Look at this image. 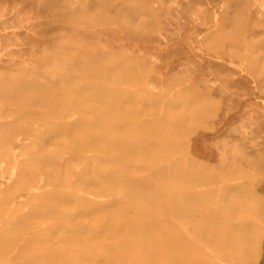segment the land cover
I'll use <instances>...</instances> for the list:
<instances>
[{
	"label": "rangeland",
	"instance_id": "rangeland-1",
	"mask_svg": "<svg viewBox=\"0 0 264 264\" xmlns=\"http://www.w3.org/2000/svg\"><path fill=\"white\" fill-rule=\"evenodd\" d=\"M95 1L94 0H0V17H1L0 36L3 34L0 37V45H1L0 46V57L4 56L0 59V93L3 90H8V89H12V91H14V93H12L11 95H8V97L4 96L2 101L0 102V121L11 122L9 123V127L14 128V131L12 130L13 133H11L9 136V139H10L9 143H5V142L0 143V182H4V184L2 185L4 188H2L1 183H0V205L3 206V207L0 206L1 208L0 209V214H1L0 215V228H1L0 229V242L2 240L3 243L6 244L4 245L5 247L3 248V250L1 251L4 255L0 252V259H1L0 264L1 263L3 264V262H5L4 264H31V263L33 264H40V263L41 264H52L54 260L55 261L57 260V261L54 262L53 264H57V262L59 261L63 262V263L61 262V264H66L68 262H69L68 264H82V263L83 264H106V263L107 264L109 263L111 264H121V263L122 264L123 263L124 264L126 263L134 264V262L135 264H143L144 261L146 264H150V263L151 264H157V263L172 264L173 262H174L173 264L180 263V262H181L180 264H219V262L220 264H226L225 262H227L228 264H251L253 261L255 262H253L252 264H264V233H263L264 232V150H263L264 149L263 148L264 147V101H262L264 100V95H263L264 94V78L261 80V78L264 77L263 76L264 75V68H263L264 67V64H263L264 56H262L264 54V32L262 31L264 30V25H263L264 13L262 10L264 8V0H251V4L249 0H239V1L232 0L233 2L231 0H208L209 2L207 0H185V1L184 0H125V1L124 0H95ZM235 1L236 3H234ZM172 3L176 6H173ZM222 4L224 6H222ZM257 4L260 5L258 6V9H257ZM246 6H249V8ZM252 6L254 9L252 8ZM261 6L263 8H261ZM164 11H167V12H164ZM259 11L262 12L260 13L261 15L258 13ZM224 13L226 16L224 15ZM241 13H243L244 16ZM170 14H172L174 17H177L179 19L180 18L184 20L189 19V20H192L191 23L194 22L192 25L190 23L191 26H189V24H185L186 36L189 34L193 38L192 37L191 39L187 38L185 42H183L182 44L183 47L173 46L174 43H176L177 41L176 35H173L170 38L169 42L173 43V45L171 44L169 47L163 46L157 38L158 27L160 26V22L164 20V17L166 18ZM214 14L215 15L218 14V16H214ZM251 14H253L254 16ZM186 15H188L189 18ZM212 15L214 18L212 17ZM222 15L224 16L221 19ZM235 15H237L238 18ZM204 17L206 19L208 18L207 19L208 21ZM256 17H257V20H256ZM233 18H236V19H233ZM239 18H243V20ZM244 18H247V20ZM214 19L215 21H213ZM205 20L207 21V23L203 22ZM258 20L260 23L258 22ZM10 21H11V24H10ZM216 21H218V23ZM221 21L223 23H221ZM6 24H9V26ZM16 24L17 26L19 25L20 28L19 26L15 27ZM218 24H220V26H218ZM222 26H223V29H222ZM253 26H256L255 31H254ZM259 26H261L262 30L261 28H259ZM9 27H12V29L13 28L14 29L12 30ZM200 28L201 30H199ZM203 28H206V29H203ZM244 28L248 29L249 32L250 31L252 32L249 33L248 30H245ZM251 28H253V30ZM114 29L116 30L114 31ZM83 31L84 32L86 31V32L84 33ZM88 31H90V33ZM221 32L222 34L226 32L225 35H223L224 38L221 37L222 36ZM228 32H229V35H228ZM230 32L232 34H230ZM14 34H16L17 36ZM70 35L73 38L72 37L70 38ZM212 36L213 38L220 39V41L218 39L217 40L214 39L215 40L214 41ZM66 37L68 38V45H67ZM209 37H211L210 40H209ZM72 39L73 40L76 39L77 40L76 43L77 42L80 43V44L77 43L80 47H82V44L84 43L82 49L79 46H77V44L75 45L72 44L73 43V41H71ZM64 40L66 41V43L64 42ZM258 40H260V43ZM213 42L216 44H214ZM244 42L246 43L244 44ZM203 43H205V45ZM209 43H210V46H209ZM261 43L263 45H260ZM246 44H249V45H246ZM60 45L61 47H59ZM250 45L251 47L254 48V50L253 48L250 47ZM211 47L212 49H210ZM233 47L235 48V50ZM60 48L62 49L63 53H60L62 52ZM229 48L230 50L233 48V50L231 51L235 55H231L232 53H230L231 51L229 50ZM184 49L186 51H184ZM222 50H224L226 54ZM251 50L254 52L252 53ZM85 51H87L88 54L90 53L88 56L90 55L92 56V54L96 55L97 53V56H98L97 59L102 60L101 62L103 66L102 65L101 67L99 66L100 68L96 67L94 68L95 70H92V71L89 66L85 67L83 65L82 58H80V53L82 52L85 53ZM238 51L240 52L238 53ZM248 51L250 52V54ZM228 52L230 53V55ZM242 52H245V53L248 52V53L245 54ZM152 53H155L156 56L154 57L151 56ZM67 54L68 56H73L75 58L74 60L75 64H81V67H78L79 70L78 68L76 69V71L74 70L75 72H72V69L69 70L70 67L68 66V61H67L68 56H66ZM224 54L226 56H224ZM202 56H203V62L201 63V65L195 62L194 63L188 62V63H185L183 66L177 65V62L181 59H187V58L197 59ZM5 60L7 61L6 64L4 63L6 62ZM129 60L130 61L134 60V63L131 66V68L116 70L115 68L112 67V66L115 67L114 64H117L118 66L120 64H123V62L129 61ZM204 64L205 65L209 64V65L208 67H206L207 65L205 66ZM248 64L250 66H247ZM138 65H140V67H138ZM251 66L254 68H252ZM258 68H260L261 70ZM110 69L111 70L113 69V70L111 71ZM202 69L203 70L206 69L207 71H209L210 73L209 76L212 75L211 77H214L217 75V77L221 79V81L224 79L226 81L221 82L220 80H217L218 83L216 81H214L213 83L212 80L209 79L210 81H208V79L201 77L199 78V81H197L193 85L192 88H189L190 86H192V85H189L188 87H186V90L180 93L178 89L179 85L177 83L179 82L178 81L179 78L181 79L182 76L183 77L185 75L188 76L190 73L196 72V71L197 73L195 75L197 74L200 75ZM228 69H230L231 72L228 71ZM254 69L255 70L258 69V70L255 71ZM70 73L71 75H69ZM124 73L127 75H125ZM131 73H138L139 76L133 79L131 78ZM227 74L229 76H227ZM110 77L112 80H110ZM228 77H231V78H228ZM17 79H20V81ZM28 79H30V81L33 83L31 86L27 85ZM256 79L257 81H255ZM94 80L95 81L97 80L96 81L97 83ZM16 81L19 82L18 83L19 85L16 84ZM106 81L109 83L107 84L108 87H106L107 86L105 83ZM236 82L238 84H236ZM73 83H75L74 86H73ZM182 83H185V82L182 81ZM102 84H104V86ZM23 85H26L27 87L25 88V86ZM42 85L43 86L45 85L43 89H46V91H44L40 87ZM114 86H115V89L117 90L121 89L123 91L133 92L135 93V96L129 99H124V98L122 99L119 96H116L114 93L110 92V88H113L112 90H115ZM234 86H235V89H233ZM30 88L34 90L31 91ZM188 88L191 91H189ZM246 88H247V94H246ZM27 89L28 90L30 89L29 91L31 92V94ZM86 89L87 91L91 89L90 90L91 94L89 93L90 96L92 95L91 99L90 97L89 99L86 98L85 94L88 95L87 93L89 92V91L85 92ZM256 89H258V91H256ZM80 90L81 91L84 90V91L81 92ZM100 90H102V92ZM140 90H143L144 92ZM145 90L147 91V93ZM25 91L27 94L25 93ZM105 91L107 95L103 93ZM94 92L95 93L97 92V93L95 94ZM4 93L5 92H3V94ZM35 93L37 94L41 93V99L40 97H38L40 95L37 96V94ZM79 93L83 95L79 96ZM44 94L46 95L45 97L42 98ZM244 94L246 95V97ZM33 95H35L34 96L35 98L33 97ZM36 98H38V100ZM44 98H47V99L44 100ZM64 98H67V99L70 98V99L67 100ZM80 98L83 99L82 103H81ZM63 99L65 101H63ZM126 100L129 102H127ZM192 100H194V103ZM31 101H34V104H31L33 103ZM99 101H101V103ZM39 102H40V105L38 104ZM167 103L168 105H166ZM207 103L210 105H208ZM238 103L239 105H237ZM42 105L43 106L46 105L47 108L45 107L46 108L45 109ZM130 105L133 107H131ZM36 106L38 107V110L42 112V114H40L41 112L39 113L38 110H35L37 109ZM25 107L29 109L27 110ZM127 107H129L130 109ZM60 108L62 110H60ZM93 108H95L96 110L95 109L93 110ZM135 108L139 110L137 111ZM141 108H142V112H141ZM41 109L44 111H42ZM103 109L108 110L111 114H109L108 116L102 115L101 111ZM122 109L124 110V113L125 114L127 113V114L125 117L123 118L121 117L120 118L121 121H120L119 114L123 112ZM25 110H27L28 113ZM33 110L36 111V115H35V111ZM55 110H59V113L57 114ZM68 110L70 114H68L69 113ZM85 110H88V111L86 112ZM47 111L49 113H45ZM113 112L114 114L112 115ZM160 112L162 113V115H160ZM32 113L34 115H32ZM37 114H39V116ZM158 114L159 116H155ZM228 115H230V117ZM116 116H117V119H116ZM70 117H73V118H70ZM103 119H106L109 122L110 121L112 122L109 123L108 121L106 122V120H103ZM67 120H69L70 123L69 122L66 123L67 127L63 128L61 123ZM81 122L83 123V125L81 124ZM223 122H224L223 126H220L219 124ZM103 125H105L106 127ZM240 126L242 129L240 128ZM85 128L91 129L92 132L93 131L95 132L92 134L91 130L87 131ZM234 129L235 131H232ZM63 130H64V133H63ZM245 130L246 131L249 130V131H247L246 133ZM102 131H104V133ZM42 132L43 134H41ZM78 132L79 134L82 133L80 135L81 137H79V135L76 134ZM99 132H100V136H98ZM227 132L228 134H226ZM232 132L236 134H233ZM97 133L98 135H94ZM35 134L36 136L37 134L38 135L41 134V136L43 137L37 139V137H35ZM104 134H106V136ZM110 134L113 136H111ZM183 136H185V138ZM95 137H96V140H94ZM119 137L120 138L125 137V140L127 141L126 145L131 147L129 151L124 150L123 146H117L116 144L110 142L109 140L104 141L105 138L116 139ZM79 138L82 140H79ZM97 138H99L98 140L100 141L102 140V143H100V141H98ZM148 138H150V141ZM254 143L256 144V146ZM139 144H141L140 145L141 147L139 146ZM257 144H260V145L257 146ZM3 146L6 147L5 150H3V148H5ZM102 147H103V150H102ZM108 147L111 149V151L114 150L115 152L112 151V153L113 152L114 153L111 154V151L110 149L108 150ZM118 147H119V150L117 149ZM72 150H75V151L72 152ZM77 151H80V152L76 153ZM106 151L108 153L110 151L109 153L110 155L107 154ZM94 152H96L95 153L96 155L94 154ZM146 152H148L149 154ZM151 152L153 153V155H151L152 154ZM155 152L157 156L155 155ZM72 153H75V155L76 154L78 155L80 153L78 156H80L81 154L82 155L80 157L78 156L76 157ZM158 153L161 156H159ZM73 155L75 158H73ZM116 155H119V158L118 156L116 157ZM64 156L70 157V158L68 157V160H70L68 161L69 163L68 166L53 168V165L51 164L53 157L54 159L57 160V157H64ZM109 156L110 158H108ZM134 156L137 158L135 159ZM72 158L74 159L75 163L80 161L78 163L79 167L75 166V163ZM98 159L100 160V162H103L102 165L99 163ZM102 159L103 160L105 159L106 163H108L109 165L104 163L105 160L103 161ZM139 159L141 160L139 161ZM94 160H95V163L93 162ZM148 161L154 162V163H151V164L147 163ZM160 162L162 165H160ZM95 164H96V167H95ZM98 165L102 167L99 169V171L100 170L102 171L103 168L105 170L106 169L105 166H107V168H110V170L106 169L105 172L107 173L104 174L105 176L103 175L102 176L99 175L100 177L96 176L99 173V171H96L98 169H95L97 167L99 168ZM150 165L153 167H151ZM115 167L117 169H115ZM92 168H94V170ZM113 168L117 172H115L114 170H111ZM246 170L248 172L250 171L249 173L256 172L258 173V176H255L256 174L254 173L255 175L254 174L249 175L251 176L252 179L249 176L246 177L245 174L246 173L248 174ZM93 171L97 173L93 174ZM112 171L114 172L113 175H112ZM118 173L120 174V176ZM114 175L116 177L117 176L120 177L119 178L120 181L117 182L116 180L118 179L114 180L115 179ZM113 176L114 178H112ZM244 176L246 177V179L249 178L250 180L249 181L246 179L243 180L245 178ZM35 177L37 178L36 179L37 182H32V179ZM72 177L74 179H72ZM219 177H221V179H219ZM131 178L133 179L131 180ZM237 178L243 180L242 181L243 183H241V181H239ZM218 179L220 180L222 186H220L221 184ZM77 180L79 184L77 183ZM237 180L239 181V183H241L239 185L242 186L243 189L238 190V191L236 190L237 192H235V189L233 188H232L233 191L231 189L227 190V188H230L229 184H231V182L238 183ZM69 181L71 183H69ZM113 181H116L117 183L116 182L113 183ZM68 183L70 185H68ZM74 183L77 184L78 187ZM62 184H63V187H62ZM80 185L84 186L85 189L89 188V190H84L82 186L79 187ZM211 185H215V186L210 187ZM248 185L250 187H248ZM40 186L45 187V188H50L52 189V192L48 195L45 194L44 196L43 194L44 192L42 191L41 193L37 192V196L36 195L30 196L31 192L39 191L38 188ZM73 187H75L74 192H71V190L73 191V189H71ZM130 187L133 191L130 189ZM139 187L142 189V191L140 190ZM79 188L81 190L80 192H79ZM145 188L147 190H145ZM248 188L252 192V195H251V192H249ZM60 189L63 191L61 192ZM137 189L141 191L142 193L139 192ZM150 189H152V191L155 190L154 195H156V197L152 195L153 193L152 191H150ZM38 194L40 195L38 196ZM123 194L125 197L122 196ZM160 194L161 196H159ZM170 194H172V196ZM225 194H227L226 197H225ZM94 195H97V196H94ZM113 195L118 196V197H114ZM216 195L218 197H216ZM88 196L90 198L89 200H88ZM109 196L110 198H108ZM137 196L139 197L136 198ZM95 197L97 199H94ZM212 197H214V199ZM106 198L109 200V202ZM115 198L118 199L116 200L117 202H114ZM125 198H127L128 200L125 201ZM145 198L146 199L149 198V199L146 200ZM170 198L171 200H169ZM234 198L239 199V200L241 199L240 201L243 203H241L239 200H235ZM245 198L246 200H244ZM243 200L247 202L248 204L245 203ZM134 201L137 203H134ZM144 201H146L147 203ZM182 201L184 202L183 205L179 203ZM75 202L76 204L74 205L73 203ZM79 202H80V205H79ZM196 202H199L200 204H202L201 205L202 210L200 211L201 213H204L205 210H210L211 214L209 216L203 215L204 216L203 217L201 213H197L196 210L194 211L192 207L193 205L192 203H196ZM238 202L241 203L242 205L241 204L239 205ZM42 203L43 204L46 203V206L45 204L43 205ZM109 203L110 204L113 203L114 205L115 204L116 205L113 206V205H110ZM167 203H169L170 205H168ZM39 204L40 206L42 205L43 209L42 207L39 206ZM135 204H138V205H135ZM50 205L53 208H47V207H51ZM90 206H93V207H90ZM118 206L120 210H118ZM136 206H138V208ZM9 207H11L12 209L11 208L9 209ZM96 207H99L97 208L98 211L96 210ZM103 207L105 209H103ZM107 207H108V211H107ZM70 208L72 209V211L74 210L73 212L71 211L72 213L70 212L71 210ZM130 208L131 210L132 209L133 210L130 211ZM32 209L35 212L34 214L36 216L31 214ZM48 209H50L51 211L54 210L55 212L53 211L54 213H52ZM56 209H58V211ZM81 210L82 211L86 210L87 212H84L83 214ZM102 210L104 212L103 214H101ZM112 210H116L117 214L114 213L115 211L113 212ZM118 211H120L119 214H122V215H119ZM224 211L232 212V215H231L232 219L237 220V216H238L240 221L238 222L237 220V222L239 224H235V223L232 224L230 222L231 220L228 223H225V215H224L225 212ZM16 212H19V213L17 214ZM80 213L83 215H81ZM216 213L218 215H216ZM240 213H244V215ZM68 214H69V218L67 216ZM111 214L113 215L116 214V216L118 215L119 217L113 216ZM41 215L44 218H42ZM162 215H164L165 217ZM167 215L170 217H168ZM10 216L12 217L14 216L13 221H10V219L12 218V217L10 218ZM94 216H96V219H94L95 218ZM40 217L44 219L45 222H43L44 220L41 221L42 219H40ZM195 217H197V219H195ZM28 218L31 220H29ZM36 218L40 219V221L38 219L36 220ZM54 218H56L57 220H55ZM120 218H124V220L126 221L122 222L120 221ZM240 218H242L243 220ZM61 219H64V220H61ZM222 219L223 221H221ZM93 220H96L99 226L97 225H96L97 227L94 226L97 223H95L96 221H93ZM29 221L32 223H30ZM38 221H39V225H38ZM15 222H19V223L17 224ZM82 222H84L85 224H83ZM195 222L196 224H194ZM29 223L31 224L30 226L28 225ZM41 223H43L44 226ZM60 223H63L65 227L63 226V224H60ZM65 223H68L70 227H68L69 225ZM91 223L93 224V229L94 227L95 229L97 228L96 231H93V233H91L92 226L91 227L89 226V225H92ZM107 223H109L110 225ZM198 223H202V224L199 225ZM19 224L20 225L23 224V226L21 227ZM24 224H25V227H24ZM8 225H10L11 227ZM52 225L53 227L55 225V228L51 227ZM240 225L242 227H240ZM244 225L246 227L247 226L249 227L251 225L250 230L249 228H246ZM3 226H6V228ZM7 226L9 227V229L7 228ZM49 226L51 230L48 233ZM202 226H204V228ZM252 226L254 227L252 228ZM41 227L43 228L45 227V228L43 229ZM200 227H201L202 232L199 230ZM243 227H245L247 230L242 231L243 232L242 233L240 230L245 229ZM63 228L64 229L67 228V229L64 230ZM86 228L87 230L89 229L88 230L89 232L86 230ZM182 228L186 230L183 231ZM27 229L29 232L27 231ZM57 229H60L61 231H63V233H61V231ZM68 229L71 232H69ZM1 230L3 232H1ZM25 230L27 232H25ZM101 230H103L102 231L103 233L101 232ZM206 230L209 231V233ZM45 232H47L48 235ZM73 232H75L76 234L74 235ZM104 232L111 236L107 235L106 237L105 236L106 234ZM187 232H189L190 235ZM200 232L203 234H201ZM244 232L249 233V234L246 235ZM6 233H8V235ZM90 233L92 235L96 233L95 234L96 236L95 235L91 236ZM114 233H116V235ZM186 233L188 235H186ZM99 234L100 235L105 234V235L102 236L101 238L100 236H98ZM216 234H218V236H216ZM233 234H235V236ZM26 235H29V236L24 237ZM34 235L35 237L39 239L38 240L36 239L35 241L34 240L35 237L33 238ZM54 235H55V238H53ZM89 235L91 236V238ZM113 235L116 236L119 243L118 241L117 243L115 242V244L113 243L114 241H116L113 239L114 238ZM183 235L187 237L183 238L184 237ZM250 235L252 238L250 237ZM40 236L42 239L40 238ZM60 236H61V239H60ZM248 236L251 239H254L256 241V244L255 243L253 244V247L255 248L253 249V251H252L253 247L250 246L252 242H248V241H251V239L246 238ZM92 237H96V240L98 238L105 239L106 242L104 240H99L98 242L100 243H97L95 241V238L93 239ZM104 237L106 238L109 237L110 242L108 243L107 241L109 240L108 239L106 240V238ZM110 237H112L113 241H111ZM23 238L25 239L23 240ZM89 238L91 240H89ZM165 238L167 240H165ZM56 239L57 241L60 239L59 240L60 242H64L62 245L67 246L69 250H67L66 247L65 249L62 248V245L60 247L59 246L60 242L59 244H57L58 242L55 243ZM72 239L75 241L73 242ZM80 239H83V242L84 240L87 239L85 241L86 243L85 242L83 243L82 240L79 241ZM21 240L23 241V243L21 242ZM51 240L52 242H49ZM225 240H227L228 243H224ZM254 240L252 241L255 242ZM65 241H68V242H65ZM87 241L88 243L90 241V244H88ZM91 241H93V243H91ZM183 241H186L187 243ZM95 242L98 245V248ZM101 242H105L106 244L101 243ZM131 242L133 243L134 248L137 246V244L134 242H137V243L139 242L138 245L139 244L141 245L142 243V245L141 246L139 245L140 248L136 247V250L134 248L129 249L127 245L125 244H132ZM193 242H194V245H193ZM201 242L203 244H201ZM18 243L19 245H17ZM44 243H46L45 244L46 248H45ZM47 243L48 245L50 243L51 246H47ZM65 243L67 244L70 243V245L72 244V247L68 246L69 244L67 245ZM149 243L151 245H149ZM31 244L32 246H30ZM104 244L106 246L108 245L107 248L114 246L115 247L114 251L118 253V255L120 256V259L117 256L116 252L114 253L110 252L109 249H107L105 246L104 247L101 246ZM121 244L123 246H120ZM190 244H192L193 246ZM40 245L42 247H40ZM85 245L88 247L86 248ZM197 245H200V246H197ZM215 245L217 246L214 248ZM89 246H91L92 248ZM203 246L205 247L204 249H203ZM26 247L28 249H25ZM29 247H32V249ZM69 247L71 248L74 247L73 251L75 249L76 250L74 251L75 253L72 252V250H70ZM101 247H103V252L101 250L102 249ZM123 247H126V248H123ZM141 247H142V250H140ZM209 247L211 248L210 250H209ZM144 248H146L145 249L146 253H145ZM245 248L249 250H246ZM15 249L16 251L18 249L17 251L18 253L15 251ZM137 249L139 250V252L137 251ZM4 250L6 251L3 252ZM28 250L30 252H28ZM132 250L133 251L135 250V251L133 252ZM231 250L234 252H232ZM243 250L244 252H242ZM105 251L107 252V254L105 253ZM99 252L102 255L101 254L98 255ZM230 252L233 254H231ZM253 252L255 254H253ZM40 253L42 254L40 255ZM73 253L78 255V259H77V256L74 255ZM80 253L81 254L83 253V255L88 258V260L86 259L87 262L84 261L86 257L84 258V256L81 255ZM103 253H105L106 255ZM129 253H131L132 256H130ZM35 254L36 256L34 257ZM51 254H53V256H51ZM122 254L123 255L125 254V257L123 256L124 258L122 257ZM108 255L110 257L111 256L113 257L112 260L114 262L111 260L112 257L110 258ZM157 255L159 256V258H157L158 257ZM196 255H198V257H196ZM39 256L42 257L44 260L46 259L45 262ZM54 256H56V258ZM92 256L94 258L96 256V258L94 259L92 258ZM155 256L156 258H154ZM62 257L67 258V259H63ZM138 257L139 258L142 257L141 258L142 260L139 259ZM165 257H168V258H165ZM254 257H256L255 258L256 260L254 259ZM89 258L90 259L92 258L94 260L92 259L90 260ZM102 258H105V260L106 259L108 260L110 259V260L109 261L106 260L107 261L106 262ZM258 258H260L259 261H258ZM80 259L81 260L83 259V260L81 261ZM114 259L118 262H116ZM161 259L164 260V262H162ZM226 259H228L229 261ZM89 260L91 261V263L90 262L88 263ZM96 260L98 263L96 262ZM49 261H52V262H49ZM93 261L95 263H93ZM102 261H105V262L103 263ZM138 261L142 263H138ZM149 261L150 263H148ZM155 261H157V263H155Z\"/></svg>",
	"mask_w": 264,
	"mask_h": 264
},
{
	"label": "bare ground",
	"instance_id": "bare-ground-1",
	"mask_svg": "<svg viewBox=\"0 0 264 264\" xmlns=\"http://www.w3.org/2000/svg\"><path fill=\"white\" fill-rule=\"evenodd\" d=\"M94 1H95V0H94ZM124 1H125V0H124ZM184 1H185V0H184ZM207 1H208V0H207ZM231 1H232V0H231ZM238 1H239V0H238ZM84 2H85V1H84ZM95 2H96V1H95ZM119 2H120V1H119ZM178 2H179V1H178ZM208 2H209V1H208ZM232 2H233V1H232ZM241 2H242V1H241ZM241 2H240V3H241ZM245 2H246V1H245ZM249 2H250V4H251V0H249ZM254 2H255V1H254ZM117 3H118V2H117ZM173 3H174V2H173ZM173 3H172V4H173ZM179 3H180V2H179ZM234 3H236V1H235ZM252 3H253V2H252ZM257 3H258V2H257ZM83 4H85V3H83ZM155 4H157V3H155ZM44 5H45V4H44ZM113 5H114V4H113ZM127 5H128V4H127ZM253 5H254V4H253ZM125 6H126V5H125ZM165 6H167V5H165ZM171 6H172V5H171ZM173 6H176V5L173 4ZM222 6H224V5L222 4ZM258 6H260V5L257 4V9H258ZM120 7H121V6H120ZM120 7H119V8H120ZM168 7H169V6H168ZM197 7H198V6H197ZM246 7L249 8V6H246ZM87 8H88V7H87ZM113 8H114V7H113ZM113 8H112V9H113ZM222 8H223V7H222ZM252 8H253V6H252ZM259 8H260V7H259ZM261 8H263V7L261 6ZM176 9H177V8H176ZM253 9H254V8H253ZM253 9H252V10H253ZM257 9H256V10H257ZM116 10H117V9H116ZM221 10H222V9H221ZM262 10H263V13H264V8H263ZM66 11H67V9H66ZM125 11H126V10H125ZM134 11H135V10H134ZM158 11H160V10H158ZM177 11H178V10H177ZM180 11H181V10H180ZM200 11H201V10H200ZM246 11H247V10H246ZM257 11H258V10H257ZM164 12H167V11H164ZM249 12H250V11H249ZM67 13H68V12H67ZM86 13H87V12H86ZM86 13H84V14H86ZM121 13H122V12H121ZM179 13H180V12H179ZM238 13H239V12H238ZM238 13H237V14H238ZM258 13L260 14V13H262V12L259 11ZM75 14H76V13H75ZM146 14H147V13H146ZM182 14H183V13H182ZM185 14H187V13H185ZM235 14H236V13H235ZM239 14H240V13H239ZM241 14L243 15V13H241ZM245 14H246V13H245ZM253 14H254V13H253ZM253 14H251V15H253ZM259 14H258V15H259ZM132 15H133V14H132ZM224 15H225V13H224ZM224 15H222L221 19L223 18ZM260 15H261V14H260ZM148 16H149V15H148ZM166 16H167V15H166ZM186 16L188 17V15H186ZM214 16H218V14H217V15L214 14ZM225 16H226V15H225ZM235 16H237V15H235ZM243 16H244V15H243ZM253 16H254V15H253ZM253 16H252V18H253ZM262 16H263V15H262ZM68 17H69V16H68ZM73 17H74V16H73ZM82 17H83V16H82ZM125 17H126V16H125ZM194 17H195V16H194ZM212 17H213V15H212ZM212 17H211V19H212ZM241 17H242V16H241ZM263 17H264V16H263ZM70 18H71V17H70ZM183 18H184V17H183ZM188 18H189V17H188ZM197 18H198V17H197ZM204 18H205V17H204ZM204 18H203V19H204ZM213 18H214V17H213ZM215 18H216V17H215ZM237 18H238V16H237ZM30 19H31V18H30ZM30 19H29V20H30ZM61 19H62V18H61ZM81 19H82V18H81ZM205 19H206V18H205ZM207 19H208V18H207ZM207 19H206V20H207ZM233 19H236V18H233ZM239 19H242V20H243V18H239ZM244 19L247 20V18H244ZM260 19H261V18H260ZM262 19H263V18H262ZM2 20H3V19H2ZM97 20H98V19H97ZM126 20H127V19H126ZM128 20H129V19H128ZM151 20H152V19H151ZM206 20L203 21V22L207 23L208 20H207V21H206ZM226 20H227V19H226ZM250 20H251V19H250ZM256 20H257V17H256ZM0 21H1V17H0ZM86 21H87V20H86ZM114 21H115V20H114ZM191 21H192V20H189V19H188V20H184V19H181V18L179 19V18H177V17H174L172 14H170V15H169L168 17H166V18L164 17V20H163L162 22L159 21V22H160V26L158 27V36H157L158 40L161 42V44H162L163 46H165V47H169L171 44L173 45V43H170V42H169V41H170V38H171L173 35H176V36H177V41H176V43H174L173 46H176V47H180V46H182L183 42H185V40H186L187 38L191 39V37H192V36H190L189 34H188L187 36H186V34H185V32H186V26H185V24H189V26H191V25L194 23V22L191 23ZM200 21H201V20H200ZM209 21H210V20H209ZM213 21H215V19H214ZM237 21H238V20H237ZM262 21H263V20H262ZM60 22H61V21H60ZM73 22H74V21H73ZM216 22L218 23V21H216ZM242 22H243V21H242ZM258 22H259V20H258ZM3 23H4V22H3ZM64 23H65V22H64ZM84 23H85V22H84ZM135 23H136V22H135ZM190 23H191V25H190ZM201 23H202V22H201ZM211 23H212V22H211ZM211 23H209V24H211ZM221 23H223V22L221 21ZM240 23H241V21H240ZM255 23H256V22H255ZM259 23H260V22H259ZM10 24H11V21H10ZM13 24H14V23H13ZM27 24H28V23H27ZM114 24H115V23H114ZM6 25L9 26V24H6ZM22 25H23V24H22ZM105 25H106V23H105ZM112 25H113V24H112ZM196 25H197V23H196ZM199 25H200V23H199ZM206 25H207V24H206ZM230 25H231V24H230ZM242 25H244V24H242ZM253 25H254V24H253ZM256 25H257V24H256ZM263 25H264V22H263ZM18 26H19V25H18ZM18 26H17V24H16L15 27H18ZM83 26H84V25H83ZM89 26H90V25H89ZM189 26H188V27H189ZM211 26H212V25H211ZM216 26H217V25H216ZM218 26H220V24H218ZM67 27H68V26H67ZM77 27H78V26H77ZM193 27H194V26H193ZM203 27H204V25H203ZM253 27H254V31H255V30H256V29H255L256 26H253ZM9 28L12 29V27H9ZM19 28H20V26H19ZM82 28H83V27H82ZM90 28H91V27H90ZM110 28H111V27H110ZM114 28H115V27H114ZM123 28H124V27H123ZM197 28H198V27H197ZM218 28H219V27H218ZM218 28H216V29H218ZM248 28H249V27H248ZM259 28H261V26H259ZM4 29H6V28H4ZM13 29H14V28H13ZM13 29H12V30H13ZM15 29H16V28H15ZM60 29H61V28H60ZM85 29H86V28H85ZM91 29H92V28H91ZM99 29H100V28H99ZM190 29H192V28H190ZM203 29H206V28H203ZM222 29H223V26H222ZM244 29H245V28H244ZM251 29L253 30V28H251ZM0 30H1V29H0ZM12 30H11V31H12ZM94 30H95V29H94ZM115 30H116V29H114V31H115ZM138 30H139V29H138ZM195 30H196V29H195ZM199 30H201V28H200ZM209 30H210V28H209ZM245 30H248V29H245ZM261 30H262V28H261ZM262 31L264 32V30H262ZM262 31H261V32H262ZM2 32H3V31H2ZM5 32H6V31H5ZM83 32H84V31H83ZM85 32H86V31H85ZM85 32H84V33H85ZM88 32L90 33V31H88ZM119 32H120V31H119ZM192 32H193V31H192ZM231 32H232V31H231ZM231 32H230V34L233 33V32H232V33H231ZM248 32H249V30H248ZM250 32H252V31H250ZM250 32H249V33H250ZM258 32H259V31H258ZM89 33H88V34H89ZM225 33H226V32H225ZM225 33L222 34V32H221V35H222L221 37H223V35H225ZM243 33H244V32H243ZM255 33H256V32H255ZM16 34H17V33H16ZM16 34H14V35H16ZM106 34H107V33H106ZM207 34H208V33H207ZM239 34H240V32H239ZM245 34H246V33H245ZM2 35H3V34H2ZM2 35H1V36H2ZM71 35H72V34H71ZM71 35H70V38L72 37ZM75 35H76V34H75ZM79 35H80V34H79ZM89 35H90V34H89ZM228 35H229V32H228ZM241 35H242V34H241ZM246 35H247V34H246ZM252 35H253V34H252ZM1 36H0V37H1ZM5 36H6V35H5ZM16 36H17V35H16ZM82 36H83V35H82ZM199 36H200V35H199ZM201 36H202V35H201ZM205 36H206V35H205ZM205 36H204V37H205ZM226 36H227V35H226ZM226 36H225V38H226ZM244 36H245V35H244ZM74 37H75V36H74ZM78 37H79V36H78ZM124 37H125V36H124ZM204 37H203V38H204ZM221 37H220V38H221ZM66 38H67V37H66ZM72 38H73V37H72ZM95 38H96V37H95ZM192 38H193V37H192ZM210 38H211V37H209V40H210ZM212 38H213V36H212ZM223 38H224V37H223ZM250 38H251V37H250ZM259 38H260V36H259ZM125 39H126V38H125ZM204 39H205V38H204ZM206 39H207V38H206ZM214 39H216V38H213V40H214ZM217 39H218V38H217ZM217 39H216V40H217ZM241 39H242V38H241ZM93 40H94V39H93ZM211 40H212V39H211ZM218 40L220 41V39H218ZM244 40H246V39H244ZM244 40H243V41H244ZM71 41H73L72 44H74V45L78 43V42L76 43V41H77L76 39H75V40L72 39ZM205 41H206V40H205ZM214 41H215V40H214ZM225 41H226V40H225ZM228 41H229V40H228ZM258 41H259V43H260V40H258ZM258 41H257V42H258ZM64 42L66 43L65 40H64ZM69 42H70V41H69ZM74 42H75V43H74ZM79 42H80V41H79ZM203 42H204V41H203ZM238 42H239V40H238ZM247 42H248V41H247ZM65 43H64V44H65ZM98 43H99V42H98ZM102 43H103V42H102ZM166 43H167V44H166ZM213 43H214V42H213ZM213 43H212V44H213ZM245 43H246V42H244V44H245ZM250 43H251V42H250ZM255 43H256V42H255ZM52 44H53V43H52ZM62 44H63V42H62ZM78 44H80V43H78ZM78 44H77V46H79ZM83 44H84V43H83ZM83 44H82V47H83ZM203 44L205 45V43H203ZM207 44H208V43H207ZM214 44H216V43H214ZM224 44H225V43H224ZM236 44H237V43H236ZM252 44H253V43H252ZM57 45H58V44H57ZM67 45H68V38H67ZM69 45H70V43H69ZM74 45H73V46H74ZM196 45H197V44H196ZM204 45H203V46H204ZM229 45H230V43H229ZM238 45H239V44H238ZM238 45H237V46H238ZM246 45H249V44H246ZM253 45H254V44H253ZM253 45H252V46H253ZM260 45H263V44L261 43ZM0 46H1V45H0ZM62 46H63V45H62ZM104 46H106V45H104ZM209 46H210V43H209ZM214 46H215V45H214ZM240 46H241V45H240ZM258 46H259V45H258ZM54 47H56V46H54ZM54 47H52V48H54ZM59 47H61V45H60ZM59 47H58V48H59ZM79 47H80V46H79ZM82 47H80V48L82 49ZM182 47H183V46H182ZM190 47H192V46H190ZM230 47H231V46H230ZM250 47H251V45H250ZM256 47H257V46H256ZM8 48H9V47H8ZM12 48H13V46H12ZM47 48H48V46H47ZM65 48H66V46H65ZM65 48H64V49H65ZM92 48H93V47H92ZM207 48H208V47H207ZM216 48H217V47H216ZM219 48H220V47H219ZM233 48H234V47H233ZM233 48H232L231 50H233ZM244 48H245V47H244ZM251 48H253V47H251ZM258 48H259V47H258ZM260 48H261V47H260ZM42 49H43V48H42ZM60 49H61V48H60ZM102 49H103V48H102ZM110 49H111V48H110ZM114 49H115V48H114ZM210 49H212V47H211ZM238 49H239V48H238ZM238 49H236V50H238ZM44 50H45V49H44ZM51 50H52V49H51ZM65 50H66V49H65ZM65 50H64V51H65ZM68 50H69V49H68ZM84 50H85V49H84ZM95 50H96V49H95ZM108 50H109V49H108ZM179 50H180V49H179ZM204 50H205V49H204ZM213 50H214V49H213ZM229 50H230V48H229ZM231 50H230V51H231ZM234 50H235V48H234ZM246 50H247V48H246ZM253 50H254V48H253ZM47 51H48V50H47ZM61 51H62V49H61ZM73 51H74V50H73ZM184 51H186V50L184 49ZM222 51L224 52V50H222ZM243 51H244V50H243ZM256 51H257V49H256ZM95 52H96V51H95ZM180 52H181V51H180ZM203 52H205V51H203ZM203 52H202V53H203ZM223 52H222V53H223ZM239 52H240V51H238V53H239ZM248 52H249V51H248ZM248 52H247V53H248ZM251 52L253 53L254 51L251 50ZM262 52H263V51H262ZM55 53H57V52H55ZM60 53H63V51L60 52ZM76 53H78V52H76ZM85 53H87V51H85ZM85 53H84V52L80 53V58H82V60H83V65H84L85 67H88V66H89L90 69H91V71H92V70H95L94 68H96V67L98 68L99 66L101 67V65L103 66V64H102V62H101L102 60L97 59V57H98V56H97V53H96V55H95V54H92V56H91V55L88 56L90 53H89V54H88V53L85 54ZM214 53H215V51H214ZM218 53H219V52H218ZM218 53H217V54H218ZM224 53H225V52H224ZM228 53H229V52H228ZM230 53H232V51H231ZM230 53H229V55H230ZM242 53H245V52H242ZM247 53H245V54H247ZM73 54H74V53H73ZM179 54H180V53H179ZM179 54H178V55H179ZM206 54H207V53H206ZM225 54H226V53H225ZM225 54H224V56H226ZM236 54H237V53H236ZM240 54H241V53H240ZM249 54H250V52H249ZM256 54H257V53H256ZM2 55H3V54H2ZM76 55H77V54H76ZM178 55H177V56H178ZM204 55H205V54H204ZM218 55H219V54H218ZM231 55H235V54L232 53ZM66 56H68V54H67ZM102 56H104V55H102ZM151 56L154 57V56H156V54H155V53H152ZM224 56H223V57H224ZM254 56H256V55H254ZM254 56H253V57H254ZM262 56H264V54H263ZM2 57H4V56H2ZM2 57H0V59H1ZM228 57H229V56H228ZM230 57H231V56H230ZM233 57H234V56H233ZM238 57H239V56H238ZM64 58H66V57H64ZM220 58H221V57H220ZM245 58H246V57H245ZM261 58H262V57H261ZM121 59H122V58H121ZM230 59H231V58H230ZM233 59H234V58H233ZM235 59H237V58H235ZM238 59H239V58H238ZM255 59H256V58H255ZM262 59H263V58H262ZM8 60H9V59H8ZM74 60H75V58H74L73 56H68V58H67L68 66L70 67L69 70L72 69V72H75L76 69H77L78 67H81V64H75ZM77 60H78V59H77ZM242 60H243V59H242ZM263 60H264V59H263ZM263 60H262V61H263ZM5 61H6V60H5ZM59 61H61V60H59ZM78 61H79V60H78ZM107 61H108V60H107ZM212 61H213V60H212ZM246 61H247V60H246ZM73 62H74V63H73ZM110 62H111V61H110ZM115 62H116V61H115ZM188 62H189V63H194V62H195V63H199V64L201 65V63L203 62V56H202V57H199V58H197V59H196V58L181 59V60H179V61L177 62V65H179V66H183L185 63H188ZM205 62H206V60H205ZM251 62H252V61H251ZM1 63H2V62H1ZM4 63L6 64L7 61L4 62ZM133 63H134V60H132V61L129 60V61H125V62H123V64H120V65H118V66H117V64H114L115 67H114V66H112V67L115 68L116 70L128 69V68H131V66L133 65ZM140 63H141V62H140ZM140 63H139V64H140ZM247 63H248V62H247ZM262 63H263V62H262ZM5 64H4V65H5ZM63 64H64V63H63ZM263 64H264V63H263ZM79 65H80V66H79ZM204 65H205V64H204ZM206 65H207V64H206ZM206 65H205V66H206ZM208 65H209V64H208ZM208 65H207L206 67H208ZM63 66H64V65H63ZM105 66H106V65H105ZM110 66H111V64H110ZM175 66H176V65H175ZM214 66H215V65H214ZM224 66H225V65H224ZM247 66H250V65L248 64ZM100 67H99V68H100ZM107 67H109V66H107ZM138 67H140V65H138ZM211 67H212V66H211ZM218 67H219V66H218ZM251 67H252V66H251ZM262 67H263V66H262ZM173 68H174V67H173ZM173 68H172V69H173ZM227 68H228V67H227ZM252 68H254V67H252ZM263 68H264V67H263ZM258 69H260V68H258ZM258 69H256V70H258ZM28 70H29V69H28ZM74 70H75V71H74ZM78 70H79V68H78ZM110 70H111V69H110ZM112 70H113V69H112ZM112 70H111V71H112ZM202 70H203V69H202ZM202 70H201V74H200V75L197 74L198 76L195 75V74L197 73V71H196V72H192V73H190L188 76H186V75H185L184 77L182 76L181 79L179 78V80H178L179 82H177L178 85H179V88H178V89H179V92L181 93V92H183L184 90H186V87H188L189 85H192V86L189 87V88H192L193 85H194L197 81H199V78H201V77H202V78L204 77L205 79H208V81L212 80L213 83H214V81H216V82L218 83L217 80H220V81H221V79H219V78L217 77V75L214 76V77H211L212 75L209 76V75H210L209 71H207L206 69L203 70V71H202ZM220 70H221V69H220ZM251 70H253V69H251ZM254 70H255V69H254ZM256 70H255V71H256ZM260 70H261V69H260ZM10 71H11V70H10ZM33 71H34V70H33ZM111 71H110V72H111ZM194 71H195V70H194ZM228 71H230V69H228ZM204 72H206V73H204ZM212 72H213V71H212ZM223 72H225V71H223ZM230 72H231V71H230ZM88 73H89V72H88ZM181 73H182V72H181ZM253 73H254V72H253ZM253 73H252V74H253ZM67 74H68V73H67ZM116 74H117V73H116ZM124 74H125V73H124ZM124 74H123V75H124ZM184 74H185V73H184ZM214 74H215V73H214ZM250 74H251V73H250ZM9 75H10V74H9ZM69 75H71V73H70ZM87 75H88V74H87ZM105 75H106V74H105ZM105 75H104V77H105ZM109 75H110V74H109ZM125 75H127V74H125ZM225 75H226V74H225ZM253 75H254V74H253ZM138 76H139L138 73H131V78H133V79L136 78V77H138ZM219 76H220V75H219ZM227 76H229V75L227 74ZM230 76H231V75H230ZM242 76H243V75H242ZM256 76H257V75H256ZM263 76H264V75H263ZM89 77H90V76H89ZM129 77H130V76H129ZM185 77H186V78H185ZM231 77H232V76H231ZM231 77H228V78H231ZM236 77H237V76H236ZM258 77H259V75H258ZM20 78H21V77H20ZM67 78H68V77H67ZM90 78H91V77H90ZM119 78H120V77H119ZM121 78H122V77H121ZM131 78H130V79H131ZM222 78H223V76H222ZM225 78H226V77H225ZM232 78H233V77H232ZM245 78H246V77H245ZM263 78H264V77H262L261 80H262ZM101 79H102V78H101ZM209 79H210V80H209ZM253 79H254V78H253ZM17 80L20 81V79H17ZM110 80H112L111 77H110ZM234 80H235V79H234ZM258 80H259V79H258ZM261 80H260V81H261ZM51 81H53V80H51ZM79 81H80V80H79ZM94 81H95V80H94ZM94 81H93V82H94ZM96 81H97V80H96ZM96 81H95V82H96ZM120 81H121V79H120ZM164 81H165V80H164ZM182 81H184L185 83H182ZM223 81H226V80L224 79V80H222L221 82H223ZM235 81H236V80H235ZM255 81H257V79H256ZM72 82H73V81H72ZM98 82H99V81H98ZM180 82H181V83H180ZM216 82H215V83H216ZM240 82H241V81H240ZM261 82H262V81H261ZM14 83H15V82H14ZM18 83H19V82L16 81V84H18ZM90 83H91V82H90ZM96 83H97V82H96ZM102 83H104V82H102ZM105 83H106V85L109 84L107 81H106ZM208 83H209V82H208ZM230 83H231V82H230ZM258 83H259V82H258ZM32 84H33V83L30 81V79H28L27 85H28V86H31ZM45 84H46V83H45ZM74 84H75V83H73V86H74ZM114 84H115V83H114ZM116 84H117V83H116ZM231 84H232V83H231ZM236 84H238V83L236 82ZM260 84H261V83H260ZM260 84H259V86H260ZM262 84H263V83H262ZM18 85H19V84H18ZM35 85H36V83H35ZM40 85H41V84H40ZM102 85L104 86V84H102ZM106 85H105V86H106ZM122 85H123V84H122ZM178 85H177V86H178ZM252 85H253V84H252ZM255 85H256V84H255ZM23 86H25V88L27 87L26 85H23ZM44 86H45V85H44ZM44 86L42 85V86H40V87L43 89ZM100 86H101V85H100ZM119 86H120V85H119ZM124 86H125V85H124ZM227 86H228V85H227ZM262 86H263V85H262ZM106 87H108V85H107ZM116 87H117V86H116ZM128 87H129V86H128ZM25 88H24V89H25ZM31 88H32V87H31ZM31 88H30V89H31ZM68 88H69V87H68ZM68 88H66V89H68ZM77 88H78V87H77ZM79 88H80V87H79ZM104 88H105V87H104ZM189 88H188V89H189ZM202 88H203V87H202ZM231 88H233V87H231ZM30 89H29V90H30ZM39 89H40V88H39ZM112 89H113V88H110V92L114 93L116 96H119V97L122 98V99H123V98H124V99H129V98H132L133 96H135V93H133V92L123 91V90H121V89H120V90H117V89H115V86H114V89H115V90H112ZM233 89H235V86H234ZM253 89H254V87H253ZM27 90H28V89H27ZM29 90H28V91H29ZM33 90H34V89H33ZM33 90L31 89V91H33ZM43 90L46 91V89H43ZM43 90H41V91H43ZM69 90H70V89H69ZM90 90H91V89H90ZM90 90H88V91H89V92H88L87 89H86L85 92H88L87 94L89 95V93L91 94ZM147 90H148V89H147ZM203 90H204V89H203ZM78 91H79V90H78ZM80 91H81V90H80ZM83 91H84V90H82L81 92H83ZM96 91H97V89H96ZM100 91L102 92V90H100ZM108 91H109V90H108ZM108 91H107V92H108ZM140 91L144 92L143 90H140ZM145 91H146V90H145ZM157 91H158V90H157ZM189 91H191V90L189 89ZM256 91H258V89H256ZM261 91H262V90H261ZM261 91H260V92H261ZM3 92H5V93L3 94ZM29 92H30V91H29ZM36 92H37V91H36ZM50 92H51V90H50ZM85 92H84V93H85ZM186 92H187V91H186ZM12 93H14V91H12V89L3 90V91L0 93V102L2 101V99H3L4 96H7V97H8V95H11ZM25 93H26V91H25ZM42 93H43V92H42ZM92 93H93V92H92ZM94 93H95V92H94ZM96 93H97V92H96ZM96 93H95V94H96ZM103 93H104L105 95H107L106 91L103 92ZM146 93H147V91H146ZM18 94H19V93H18ZM26 94H27V93H26ZM30 94H31V92H30ZM35 94H37V93H35ZM110 94H111V93H110ZM114 94H113V95H114ZM170 94H171V92H170ZM196 94H197V93H196ZM246 94H247V88H246ZM260 94H261V93H260ZM38 95H40V96H38ZM45 95H46V94H44V95L42 96V98L45 97ZM80 95H83V94H80V93H79V96H80ZM88 95L85 94L86 98L89 99V97H90V99H91L92 95H91V96H90V95L88 96ZM154 95H155V94H154ZM186 95H187V94H186ZM193 95H194V94H193ZM203 95H204V94H203ZM225 95H226V94H225ZM244 95H245V94H244ZM263 95H264V94H263ZM18 96H19V95H18ZM34 96H35V95H33V97H34ZM37 96L40 97V99H41V93L37 94ZM49 96H50V95H49ZM169 96H170V95H169ZM201 96H202V95H201ZM55 97H56V96H55ZM167 97H168V96H167ZM232 97H233V96H232ZM240 97H241V96H240ZM245 97H246V95H245ZM256 97H257V95H256ZM25 98H27V97H25ZM34 98H35V97H34ZM34 98H33V100H34ZM97 98H98V97H97ZM174 98H175V97H174ZM243 98H244V97H243ZM243 98H242V99H243ZM36 99L38 100V98H36ZM40 99H39V101H40ZM45 99H47V98H44V100H45ZM64 99H67V98H64ZM64 99H63V101H65ZM69 99H70V98H69ZM69 99H67V100H69ZM80 99H81V98H80ZM143 99H144V98H143ZM186 99H187V98H186ZM222 99H223V98H222ZM238 99H239V98H238ZM258 99H259V98H258ZM260 99H261V98H260ZM29 100H30V99H29ZM29 100H28V101H29ZM82 100H83V99H81V103L83 102ZM85 100H86V99H85ZM95 100H96V99H95ZM189 100H190V99H189ZM126 101H127V100H126ZM141 101H142V100H141ZM144 101H145V100H144ZM190 101H191V100H190ZM192 101H193V103H194V100H192ZM235 101H236V100H235ZM239 101H240V100H239ZM262 101H264V100H262ZM31 102H33V103H31ZM31 102H30L31 104H34V101H31ZM53 102H54V100H53ZM61 102H62V101H61ZM99 102L101 103V101H99ZM119 102H120V101H119ZM127 102H129V101H127ZM147 102H148V101H147ZM42 103H44V102H42ZM42 103H41V104H42ZM59 103H60V102H59ZM100 103H99V104H100ZM164 103H165V102H164ZM164 103H163V104H164ZM38 104L40 105V102H39ZM64 104H65V103H64ZM118 104H119V103H118ZM129 104H130V103H129ZM207 104H208V103H207ZM49 105H50V104H49ZM60 105H61V104H60ZM108 105H109V104H108ZM123 105H124V104H123ZM151 105H152V104H151ZM166 105H168V103H167ZM174 105H175V104H174ZM204 105H205V104H204ZM208 105H210V104H208ZM237 105H239V103H238ZM27 106H29V105H27ZM27 106H26V107H27ZM42 106H43V105H42ZM67 106H68V105H67ZM67 106H65V107H67ZM70 106H71V104H70ZM93 106H94V105H93ZM102 106H103V105H102ZM112 106H113V105H112ZM119 106H120V105H119ZM124 106H125V105H124ZM124 106H123V107H124ZM126 106H128V105H126ZM130 106H131V105H130ZM177 106H178V105H177ZM217 106H218V105H217ZM26 107H25V108H26ZM33 107H34V106H33ZM36 107H37V106H36ZM43 107L45 108L46 105H44ZM60 107H61V106H60ZM73 107H74V105H73ZM105 107H106V106H105ZM114 107H115V106H114ZM131 107H133V106H131ZM40 108H41V107H40ZM46 108H47V107H46ZM46 108H45V109H46ZM58 108H59V107H58ZM71 108H72V107H71ZM107 108H108V107H107ZM107 108H106V109H107ZM112 108H113V107H112ZM118 108H119V107H118ZM127 108H129V107H127ZM136 108H137V107H136ZM136 108H135V109H136ZM161 108H162V106H161ZM168 108H169V107H168ZM26 109L28 110L29 108H26ZM31 109H32V107H31ZM34 109H35V108H34ZM42 109H43V108H42ZM42 109H41V110H42ZM63 109H64V107H63ZM94 109H95V108H93V110H94ZM114 109H115V108H114ZM114 109H113V110H114ZM129 109H130V108H129ZM129 109H128V110H129ZM132 109H134V108H132ZM27 110H25V111L27 112ZM35 110H38V107H37V109H35ZM35 110H33V111H35ZM49 110H50V109H49ZM60 110H62V109L60 108ZM93 110H92V111H93ZM95 110H96V109H95ZM122 110H123V109H122ZM136 110H137V109H136ZM138 110H139V109H138ZM138 110H137V111H138ZM153 110H154V108H153ZM163 110H164V109H163ZM207 110H208V109H207ZM230 110H231V109H230ZM38 111H39V110H38ZM42 111H44V110H42ZM72 111H73V110H72ZM85 111L87 112L88 110H85ZM118 111H119V110H118ZM159 111H160V110H159ZM161 111H162V110H161ZM208 111H209V110H208ZM236 111H237V110H236ZM236 111H235V112H236ZM31 112H32V111H31ZM40 112H41V111H39V113H40ZM55 112H57V114H58V113H59V110H55ZM55 112H54V113H55ZM68 112H69V110H68ZM133 112H134V111H133ZM141 112H142V108H141ZM201 112H202V111H201ZM27 113H28V112H27ZM45 113H49V112L47 111V112H45ZM83 113H84V112H83ZM97 113H98V112H97ZM115 113H116V112H115ZM152 113H153V112H152ZM191 113H192V112H191ZM199 113H200V112H199ZM217 113H218V112H217ZM233 113H234V112H233ZM20 114H21V113H20ZM25 114H26V113H25ZM40 114H42V112H41ZM64 114H65V113H64ZM68 114H70V112H69ZM68 114H67V115H68ZM101 114H102V115H105V116H106V115L108 116V115L111 114V113H110L108 110L103 109V110L101 111ZM113 114H114V112L112 113V115H113ZM116 114H117V113H116ZM126 114H127V113H126ZM126 114L124 113V110H123V112H122L121 114H119V115H120L119 119H120L121 117H122V118L125 117ZM134 114H135V113H134ZM196 114H197V113H196ZM32 115H34V114L32 113ZM35 115H36V111H35ZM37 115L39 116V114H37ZM73 115H74V114H73ZM78 115H79V113H78ZM160 115H162L161 112H160ZM166 115H167V114H166ZM194 115H195V114H194ZM209 115H210V114H209ZM20 116H21V115H20ZM83 116H84V115H83ZM131 116H132V115H131ZM131 116H130V117H131ZM153 116H154V114H153ZM155 116H159V114H158V115H155ZM196 116H197V115H196ZM198 116H199V114H198ZM228 116L230 117V115H228ZM21 117H22V116H21ZM23 117H24V116H23ZM64 117H66V116H64ZM68 117H69V116H68ZM74 117H75V116H74ZM85 117H86V116H85ZM161 117H162V116H161ZM163 117H164V116H163ZM70 118H73V117H70ZM81 118H82V117H81ZM81 118H80V119H81ZM133 118H134V117H133ZM133 118H132V119H133ZM206 118H207V117H206ZM100 119H102V118H100ZM116 119H117V116H116ZM226 119H228V118H226ZM64 120H66V119H64ZM69 120H70V119H69ZM69 120H67V121H63V122L61 123L63 128H64V127H67V124H66V123H68V122L70 123ZM71 120H72V119H71ZM103 120H106V119H103ZM103 120H102V121H103ZM122 120H123V119H122ZM161 120H162V119H161ZM107 121H108V120H106V122H107ZM120 121H121V119H120ZM120 121H119V122H120ZM173 121H174V120H173ZM249 121H250V120H249ZM108 122H109V121H108ZM110 122H112V121H110ZM110 122H109V123H110ZM174 122H175V121H174ZM197 122H198V121H197ZM224 122H225V121H224ZM224 122L221 123V124H219V125H220V126H223ZM9 123H11V122H2V121H0V128H1V129H0V130H1V132H0V143H3V142H5V143H9V141H10L9 136H10L11 133H13L14 128L9 127ZM84 123H85V122H84ZM115 123H116V122H115ZM172 123H173V122H172ZM172 123H171V124H172ZM188 123H189V122H188ZM198 123H199V122H198ZM73 124H74V123H73ZM81 124L83 125L82 122H81ZM85 124H86V123H85ZM101 124H102V123H101ZM116 124H117V123H116ZM120 124H121V123H120ZM173 124H174V123H173ZM173 124H172V125H173ZM240 124H241V123H240ZM245 124H246V122H245ZM245 124H244V125H245ZM252 124H253V123H252ZM74 125H75V124H74ZM74 125H73V127H74ZM111 125H112V123H111ZM257 125H258V124H257ZM87 126H88V125H87ZM92 126H93V125H92ZM103 126H105V125H103ZM46 127H47V126H46ZM79 127H80V126H79ZM94 127H95V126H94ZM105 127H106V126H105ZM246 127H247V126H246ZM76 128H77V126H76ZM90 128H91V127H90ZM99 128H100V127H99ZM99 128H98V129H99ZM128 128H129V127H128ZM132 128H133V127H132ZM150 128H151V127H150ZM240 128H241V126H240ZM243 128H244V127H243ZM82 129H83V128H82ZM82 129H80V130H82ZM85 129H86V128H85ZM120 129H121V128H120ZM122 129H123V128H122ZM222 129H223V128H222ZM222 129H221V131H222ZM241 129H242V128H241ZM12 130H13V131H12ZM31 130H32V129H31ZM86 130L88 131V130H91V129H86ZM125 130H126V129H125ZM229 130H230V129H229ZM249 130H250V129H249ZM249 130H247V131H249ZM35 131H36V130H35ZM73 131H74V130H73ZM77 131H78V129H77ZM96 131H97V130H96ZM143 131H144V130H143ZM232 131H235V129L232 130ZM245 131H246V130H245ZM247 131H246V133H247ZM252 131H253V130H252ZM79 132H80V131H79ZM79 132L76 133V134L79 135V137H81L80 135H81L82 133L79 134ZM89 132H90V131H89ZM91 132H92V130H91ZM94 132H95V131H93L92 134H93ZM97 132H98V131H97ZM102 132L104 133V131H102ZM120 132H121V131H120ZM145 132H146V131H145ZM63 133H64V130H63ZM232 133H233V132H232ZM41 134H43V132H42ZM41 134H40V135L37 134V136H36V134H35V137H37V139L43 137V136H41ZM73 134H75V133H73ZM90 134H91V133H90ZM226 134H228V132H227ZM233 134H236V133H233ZM94 135H98V133H97V134H94ZM101 135H102V134H101ZM104 135L106 136V134H104ZM108 135H109V134H108ZM110 135H111V134H110ZM146 135H148V134H146ZM153 135H154V134H153ZM178 135H180V134H178ZM98 136H100V132H99V135H98ZM111 136H113V135H111ZM93 137H94V136H93ZM96 137H97V136H96ZM96 137L94 138V140H96ZM166 137H167V136H166ZM183 137L185 138V136H183ZM112 138H113V137H112ZM126 138H127V136H126ZM128 138H129V137H128ZM253 138H254V137H253ZM253 138H252V140H253ZM255 138H256V137H255ZM84 139H85V138H84ZM98 139H99V138H97V140H98ZM148 139H149V141H150V138H148ZM169 139H170V138H169ZM77 140H78V139H77ZM79 140H82V139L79 138ZM107 140H109L110 142L116 144L117 146H123V149L126 150V151H129V150L131 149V147H129V146L126 145V144H127V141L125 140V137H124V138H120V137H119V138H116V139H107V138H105L104 141H107ZM167 140H168V139H167ZM98 141H100V140H98ZM175 141H176V140H175ZM179 141H180V140H179ZM255 142H256V140H255ZM100 143H102V140L100 141ZM104 143H105V142H104ZM145 143H146V141H145ZM91 144H92V143H91ZM141 144H142V143H141ZM141 144H139V146H140ZM149 144H150V143H149ZM151 144H152V143H151ZM158 144H159V143H158ZM254 144H255V143H254ZM79 145H81V144H79ZM101 145H102V144H101ZM104 145H105V144H104ZM131 145H132V144H131ZM133 145H134V144H133ZM167 145H168V143H167ZM173 145H174V144H173ZM235 145H236V144H235ZM258 145H260V144H257V146H258ZM102 146H103V145H102ZM164 146H165V145H164ZM175 146H176V145H175ZM255 146H256V144H255ZM3 147H5V146H3ZM73 147H74V146H73ZM106 147H107V146H106ZM136 147H137V146H136ZM140 147H141V146H140ZM142 147H143V146H142ZM165 147H166V146H165ZM165 147H164V148H165ZM237 147H239V146H237ZM74 148H75V147H74ZM84 148H85V147H84ZM164 148H163V149H164ZM182 148H183V147H182ZM197 148H198V146H197ZM199 148H200V147H199ZM234 148H235V147H234ZM263 148H264V147H263ZM5 149H6V147L3 148V150H5ZM34 149H35V148H34ZM105 149H106V148H105ZM109 149H110V148L108 147V150H109ZM114 149H115V148H114ZM117 149L119 150V147H118ZM137 149H138V148H137ZM157 149H158V148H157ZM205 149H206V148H205ZM218 149H219V148H218ZM38 150H39V149H38ZM102 150H103V147H102ZM106 150H107V149H106ZM148 150H149V149H148ZM175 150H176V149H175ZM239 150H240V149H239ZM263 150H264V149H263ZM73 151H75V150H72V152H73ZM84 151H85V150H84ZM87 151H88V150H87ZM110 151H111V149H110ZM110 151H109V153H110ZM112 151H114V150H112ZM112 151H111V154H113V153L115 152V151H114V152L112 153ZM116 151H117V150H116ZM135 151H136V150H135ZM164 151H165V150H164ZM242 151H243V150H242ZM259 151H260V150H259ZM3 152H5V151H3ZM70 152H71V150H70ZM78 152H80V151H77L76 153H78ZM90 152H91V151H90ZM106 152H107V151H106ZM120 152H121V151H120ZM136 152H137V151H136ZM140 152H142V151H140ZM199 152H200V151H199ZM201 152H202V151H201ZM204 152H205V151H204ZM257 152H258V151H257ZM91 153H92V152H91ZM95 153H96V152H94V154H95ZM109 153L107 152V154H109ZM138 153H139V152H138ZM142 153H144V152H142ZM146 153H148V152H146ZM151 153H152V152H151ZM162 153H163V152H162ZM205 153H206V152H205ZM4 154H5V153H4ZM72 154L75 155V153H72ZM72 154H71V155H72ZM79 154H80V153H79ZM79 154H78V155H79ZM85 154H86V153H85ZM89 154H90V153H89ZM94 154H93V155H94ZM148 154H149V153H148ZM172 154H173V153H172ZM74 155H73V158H75ZM78 155L76 154L75 156L77 157ZM81 155H82V154H81ZM81 155H80V156H81ZM90 155H91V154H90ZM95 155H96V154H95ZM101 155H103V154H101ZM109 155H110V154H109ZM136 155H137V154H136ZM136 155H135V156H136ZM138 155H139V154H138ZM151 155H153V153H152ZM155 155L157 156L156 152H155ZM158 155H159V153H158ZM179 155H180V154H179ZM179 155H178V156H179ZM207 155H208V154H207ZM80 156H78V157H80ZM117 156H118V158H119V155H116V157H117ZM125 156H126V155H125ZM135 156H134V158L136 159L137 157H135ZM159 156H161V155H159ZM171 156H172V155H171ZM220 156H221V155H220ZM234 156H235V155H234ZM68 157H69V156H68ZM68 157H65V156H64V157H57V160L54 159V157H53V160H52V162H51V164L53 165V168H56V167H62V166L67 167L68 164H69L68 161H70V160H68ZM89 157H90V156H89ZM97 157H98V156H97ZM103 157H105V156H103ZM175 157H176V156H175ZM223 157H224V156H223ZM55 158H56V157H55ZM69 158H70V157H69ZM73 158H72V159H73ZM90 158H91V157H90ZM101 158H102V157H101ZM108 158H110V156H109ZM138 158H139V157H138ZM170 158H171V157H170ZM173 158H174V157H173ZM225 158H226V157H225ZM96 159H97V158H96ZM105 159H106V158H105ZM105 159H104V160H105ZM120 159H121V157H120ZM154 159H155V158H154ZM177 159H178V158H177ZM185 159H186V158H185ZM229 159H230V158H229ZM98 160H99V159H98ZM98 160H97V161H98ZM102 160H103V159H102ZM102 160H101V161H102ZM104 160H103V161H104ZM118 160H119V159H118ZM137 160H138V159H137ZM140 160H141V159H139V161H140ZM186 160H187V159H186ZM233 160H234V159H233ZM73 161H74V159H73ZM89 161H90V159H89ZM200 161H201V160H200ZM221 161H222V160H221ZM79 162H80V161H78V162L75 163V161H74L76 167H79V164H78ZM93 162L95 163V160H94ZM108 162H109V161H108ZM110 162H112V161H110ZM161 162H162V161H161ZM161 162H160V165H162ZM184 162H185V161H184ZM262 162H263V161H262ZM74 163H73V164H74ZM99 163H100L101 165L103 164V162H100V160H99ZM104 163H106V160H105ZM135 163H136V162H135ZM144 163H145V162H144ZM147 163H150V164H151V163H154V162H149V161H148ZM165 163H166V162H165ZM168 163H169V162H168ZM196 163H197V162H196ZM253 163H254V161H253ZM96 164H97V163H96ZM96 164H95V167H96ZM106 164L109 165L108 163H106ZM138 164H139V163H138ZM141 164H143V163H141ZM208 164H209V163H208ZM208 164H207V166H208ZM155 165H156V163H155ZM209 165H210V164H209ZM215 165H216V164H215ZM215 165H214V166H215ZM234 165H235V164H234ZM240 165H241V164H240ZM252 165H253V164H252ZM92 166H93V165H92ZM98 166H99V168H98V167L95 168V169H98V170H96V171H99V169L102 168V167H100V165H98ZM104 166H105V165H104ZM110 166H111V164H110ZM116 166H117V165H116ZM145 166H146V165H145ZM147 166H148V165H147ZM150 166H151V165H150ZM185 166H186V165H185ZM80 167H81V166H80ZM93 167H94V166H93ZM151 167H153V166H151ZM188 167H189V166H188ZM237 167H238V166H237ZM105 168L108 169V170H110V168H107V166H105ZM154 168H155V167H154ZM184 168H185V167H184ZM186 168H187V167H186ZM199 168H200V167H199ZM256 168H257V167H256ZM76 169H77V168H76ZM78 169H79V168H78ZM92 169L94 170V168H92ZM106 169L104 170V168H103L102 171L100 170L99 173H98V175H96V176H99V175H100V176H102V175L105 176L104 174L107 173V172H105ZM115 169H117V168L115 167ZM115 169L113 168V169H111V170H114V171H115ZM149 169H150V168H149ZM155 169H156V168H155ZM208 169H209V167H208ZM103 170H104V171H103ZM188 170H189V169H188ZM77 171H79V170H77ZM118 171H119V170H118ZM216 171H217V170H216ZM246 171H247V170H246ZM115 172H117V171H115ZM169 172H170V170H169ZM209 172H210V170H209ZM247 172H248V171H247ZM249 172H250V171H249ZM249 172H248V174H247V173L245 174L246 177H248V176L251 175V174L253 175L254 173L256 174V175L254 174L255 176H258V173L254 172V171H253L254 173H249ZM258 172H259V171H258ZM94 173L96 174L97 172H94V171H93V174H94ZM110 173H111V172H110ZM113 173H114V172L112 171V175H113ZM120 173H121V172H120ZM230 173H231V172H230ZM242 173H244V172H242ZM118 174H119V173H118ZM220 174H221V173H220ZM52 175H53V174H52ZM121 175H122V174H121ZM260 175H261V174H260ZM49 176H50V175H49ZM100 176H99V177H100ZM114 176H115V175H114ZM114 176H113L112 178H114ZM119 176H120V174H119ZM151 176H152V175H151ZM226 176H227V175H226ZM117 177H118V176H117ZM117 177L115 176V179H114V180L118 179V180H116V181L118 182V181H120V179H119L120 177H118V178H117ZM222 177H223V176H222ZM229 177H230V176H229ZM231 177H232V176H231ZM240 177H242V176H240ZM244 177H245V176H244ZM246 177H245L244 179H243V178H242V179L245 180ZM249 177L251 178V176H249ZM76 178H77V177H76ZM106 178H107V177H106ZM112 178H111V179H112ZM171 178H172V177H171ZM234 178H235V177H234ZM255 178H256V177H255ZM255 178H254V179H255ZM36 179H37L36 177L33 178V179H32V182H37ZM66 179H67V178H66ZM72 179H74V178L72 177ZM108 179H109V178H108ZM111 179H110V180H111ZM132 179H133V178H131V180H132ZM216 179H217V178H216ZM219 179H221V177H219ZM219 179H218V180H219ZM237 179H238V178H237ZM251 179H252V178H251ZM67 180H68V179H67ZM214 180H215V179H214ZM226 180H227V179H226ZM238 180L241 181V183H243V182H242L243 180H241V179H238ZM238 180H237V181H238ZM246 180L249 181L250 179L247 178ZM116 181H113V183L116 182ZM222 181H223V180H222ZM239 181H238V183L231 182V184H229L230 188H227V190H228V189H231V190H232V188H233V189H235V192H237L238 190L243 189V187L239 185V184H241V183H239ZM117 182H116V183H117ZM219 182H220V180H219ZM219 182H217V183H219ZM224 182H225V180H224ZM224 182H223V183H224ZM254 182H255V180H254ZM0 183H1V186L4 184V182H0ZM61 183H62V182H61ZM63 183H64V182H63ZM69 183H71V182L69 181ZM69 183H68V185H70ZM77 183H78V180H77ZM98 183H99V182H98ZM98 183H97V184H98ZM136 183H137V182H136ZM227 183H228V182H227ZM232 183H233V184H232ZM234 183H235V184H234ZM248 183H249V182H248ZM74 184H75V183H74ZM78 184H79V183H78ZM94 184H95V183H94ZM127 184H128V183H127ZM220 184H221V182H220ZM244 184H245V183H244ZM246 184H247V183H246ZM60 185H61V184H60ZM60 185H59V186H60ZM66 185H67V184H66ZM75 185L77 186V184H75ZM87 185H88V184H87ZM131 185H132V183H131ZM209 185H210V184H209ZM216 185H218V184H216ZM250 185H251V184H250ZM4 186H5V185H4ZM73 186H74V185H73ZM81 186H82V185H80L79 187H81ZM133 186H134V185H133ZM212 186H215V185H211L210 187H212ZM220 186H222V184H221ZM229 186H228V187H229ZM8 187H9V186H8ZM62 187H63V184H62ZM65 187H66V186H65ZM71 187H72V186H71ZM77 187H78V186H77ZM82 187L84 188V186H82ZM85 187H87V186H85ZM93 187H94V186H93ZM93 187H92V188H93ZM105 187H106V185H105ZM126 187H127V186H126ZM148 187H149V186H148ZM248 187H250V186L248 185ZM2 188H4V187L2 186ZM83 188H82V189H83ZM132 188H133V187H132ZM139 188H140V187H139ZM139 188H138V189H139ZM204 188H205V187H204ZM244 188H245V187H244ZM62 189H64V188H62ZM69 189H70V188H69ZM69 189H67V190H69ZM71 189H73V191L71 190V192H74L75 187H73V188H71ZM76 189H77V188H76ZM100 189H101V188H100ZM103 189H104V188H103ZM106 189H107V188H106ZM120 189H121V188H120ZM120 189H119V191H120ZM130 189H131V187H130ZM135 189H136V188H135ZM138 189H137V190H138ZM188 189H189V188H188ZM190 189H191V188H190ZM248 189H249V188H248ZM38 190H39V191H33V192H31V193H30V196H33V195H36V196H37V192H40V193H41L42 191L44 192V193H43L44 196H45V194L48 195V194H50V193L52 192V189H50V188H45V187H42V186H40V187L38 188ZM60 190H61V189H60ZM60 190H59V191H60ZM77 190H78V189H77ZM84 190H89V188H88V189H87V188H86V189L84 188ZM90 190H91V189H90ZM124 190H125V188H124ZM131 190H132V189H131ZM137 190H136V191H137ZM140 190L142 191L141 188H140ZM143 190H144V189H143ZM145 190H147V189L145 188ZM219 190H220V188H219ZM236 190H237V191H236ZM252 190H253V189H252ZM62 191H63V190H61V192H62ZM80 191H81V190H80V188H79V192H80ZM132 191H133V190H132ZM136 191H134V192H136ZM138 191H139V190H138ZM141 191H139V192H141ZM150 191H152V189H150ZM232 191H233V190H232ZM1 192H2V191H1ZM75 192H76V191H75ZM84 192H85V191H84ZM134 192H132V193H134ZM145 192H146V191H145ZM145 192H144V194H145ZM154 192H155V190L152 191V193H153L152 195H154ZM170 192H171V191H170ZM218 192H219V191H218ZM226 192H228V191H226ZM241 192H242V191H241ZM249 192H251L250 189H249ZM63 193H64V192H63ZM66 193H67V192H66ZM90 193H91V192H90ZM125 193H126V192H125ZM129 193H131V192H129ZM141 193H142V192H141ZM219 193H220V192H219ZM239 193H240V191H239ZM243 193H244V192H243ZM58 194H59V192H58ZM76 194H77V193H76ZM92 194H94V193H92ZM96 194H97V193H96ZM106 194H107V193H106ZM138 194H139V193H138ZM147 194H148V192H147ZM147 194H146V195H147ZM155 194H156V193H155ZM227 194H228V193H227ZM227 194H225V197H226ZM234 194H235V193H234ZM236 194H237V193H236ZM39 195H40V194H38V196H39ZM60 195H62V194H60ZM81 195H83V194H81ZM108 195H109V193H108ZM118 195H119V194H118ZM141 195H143V194H141ZM146 195H145V196H146ZM150 195H151V194H150ZM170 195L172 196V194H170ZM214 195H215V194H214ZM238 195H239V194H238ZM246 195H247V194H246ZM251 195H252V192H251ZM36 196H35V198H36ZM51 196H52V194H51ZM72 196H73V195H72ZM94 196H97V195H94ZM113 196H114V195H113ZM122 196L125 197L124 194H123ZM122 196H121V197H122ZM154 196L156 197V195H154ZM159 196H161V194H160ZM210 196H211V195H210ZM218 196H219V194H218ZM218 196L216 195V197H218ZM240 196H241V195H240ZM240 196H239V197H240ZM254 196H255V195H254ZM59 197H61V196H59ZM59 197H57V198H59ZM62 197H63V196H62ZM74 197H75V196H74ZM74 197H73V198H74ZM90 197H91V196H90ZM92 197H93V196H92ZM105 197H106V196H105ZM114 197H118V196H114ZM133 197H134V196H133ZM138 197H139V196H137L136 198H138ZM157 197H158V196H157ZM221 197H222V196H221ZM38 198H39V197H38ZM40 198H42V197H40ZM76 198H77V197H76ZM100 198H102V197H100ZM108 198H110V196H109ZM119 198H120V196H119ZM142 198H143V197H142ZM152 198H153V197H152ZM188 198H189V197H188ZM212 198L214 199V197H212ZM219 198H220V197H219ZM54 199H55V198H54ZM54 199H53V200H54ZM86 199H87V198H86ZM89 199H90V198H89V196H88V200H89ZM94 199H97V198L95 197ZM106 199H107V198H106ZM112 199H114V198H112ZM112 199H111V200H112ZM145 199H146V198H145ZM145 199H143V200H145ZM147 199H149V198H147ZM147 199H146V200H147ZM150 199H151V198H150ZM182 199H184V198H182ZM189 199H190V198H189ZM215 199H216V198H215ZM234 199H235V200H239V199H236V198H234ZM61 200H62V199H61ZM91 200H92V199H91ZM91 200H90V201H91ZM98 200H99V199H98ZM102 200H103V199H102ZM107 200H108V199H107ZM116 200H118V199L115 198V201H114V202H117ZM126 200H128V199L125 198V201H126ZM140 200H141V199H140ZM169 200H171V198H170ZM172 200H173V199H172ZM240 200H241V199H240ZM240 200H239V201H240ZM244 200H246V198H245ZM244 200H243V201H244ZM54 201H55V200H54ZM59 201H60V200H59ZM59 201H58V203H59ZM100 201H101V200H100ZM135 201H136V200H135ZM135 201H134V203H137V202H135ZM137 201H138V200H137ZM153 201H154V200H153ZM187 201H189V200H187ZM195 201H196V200H195ZM199 201H201V200H199ZM217 201H218V200H217ZM249 201H250V200H249ZM40 202H41V201H40ZM56 202H57V200H56ZM60 202H61V201H60ZM67 202H68V201H67ZM67 202H65V203H67ZM72 202H73V201H72ZM72 202H71V203H72ZM95 202H97V201H95ZM108 202H109V200H108ZM112 202H113V201H112ZM114 202H113V203H114ZM122 202H124V201H122ZM122 202H121V203H122ZM139 202H140V201H139ZM144 202H146V201H144ZM189 202H191V201H189ZM240 202H241V201H240ZM244 202H245V201H244ZM259 202H260V201H259ZM24 203H25V202H24ZM32 203H33V202H32ZM34 203H35V202H34ZM58 203H57V204H58ZM62 203H63V201H62ZM102 203H103V202H102ZM113 203H112V204L109 203V204L115 206L116 204L114 205ZM119 203H120V202H119ZM146 203H147V202H146ZM175 203H176V201H175ZM179 203H180L181 205L184 204L183 201H182V202H179ZM187 203H188V202H187ZM210 203H211V202H210ZM210 203H209V204H210ZM238 203H239V202H238ZM241 203H243V202H241ZM241 203H239V205H240ZM245 203H247V202H245ZM252 203H253V202H252ZM9 204H10V203H9ZM36 204H38V203H36ZM36 204H35V205H36ZM42 204H43V203H42ZM44 204H45V206H46V203H44ZM44 204H43V205H44ZM47 204H48V203H47ZM73 204L75 205L76 202L73 203ZM81 204H82V203H81ZM92 204H93V203H92ZM142 204H143V202H142ZM167 204L170 205L169 203H167ZM192 204H193L192 207H193L194 211L196 210L197 213H201L200 211L202 210V206H201L202 204H200L199 202L192 203ZM247 204H248V203H247ZM254 204H255V203H254ZM71 205H72V204H71ZM79 205H80V202H79ZM93 205H94V204H93ZM96 205H97V203H96ZM106 205H107V204H106ZM128 205H130V204H128ZM135 205H138V204H135ZM241 205H242V204H241ZM260 205H261V204H260ZM0 206H1V205H0ZM13 206H14V205H13ZM30 206H31V205H30ZM37 206H38V205H37ZM39 206H40V204H39ZM50 206H51V205H50ZM65 206H66V205H65ZM68 206H69V204H68ZM119 206H120V205H119ZM119 206H118V210H120V209H119ZM152 206H153V205H152ZM152 206H151V207H152ZM213 206H215V205H213ZM1 207H3V206H1ZM34 207H35V206H34ZM34 207H33V208H34ZM40 207H42V205H41ZM40 207H39V208H40ZM60 207H61V206H60ZM77 207H79V206H77ZM90 207H93V206H90ZM101 207H102V206H101ZM136 207L138 208V206H136ZM155 207H156V205H155ZM10 208H11V207H9V209H10ZM35 208H36V207H35ZM35 208H34V209H35ZM47 208H53V207L51 206V207H47ZM81 208H82V207H81ZM84 208H85V207H84ZM97 208H99V207H96V210H97ZM114 208H115V207H114ZM114 208H112V209H114ZM0 209H1V208H0ZM3 209H4V208H3ZM11 209H12V208H11ZM30 209H31V207H30ZM37 209H38V208H37ZM40 209H41V208H40ZM42 209H43V207H42ZM68 209H69V208H68ZM70 209H71V208H70ZM76 209H77V208H76ZM76 209H75V210H76ZM92 209H93V208H92ZM103 209H105V208L103 207ZM115 209H116V208H115ZM156 209H157V208H156ZM208 209H209V208H208ZM241 209H242V208H241ZM45 210H46V209H45ZM45 210H44V211H45ZM48 210H50V209H48ZM56 210L58 211V209H56ZM59 210H60V209H59ZM126 210H127V209H126ZM132 210H133V209H132ZM132 210H131V208H130V211H132ZM215 210H216V209H215ZM252 210H253V209H252ZM50 211H51V210H50ZM53 211H54V210H53ZM53 211H51V212L54 213L55 211H54V212H53ZM63 211H64V210H63ZM71 211H72V209L70 210V212H71ZM73 211H74V210H73ZM73 211H72V212H73ZM77 211H79V210H77ZM81 211H82V210H81ZM97 211H98V210H97ZM100 211H101V210H100ZM104 211H105V210H104ZM107 211H108V207H107ZM112 211H113V212L115 211L114 213H116V210H112ZM122 211H123V210H122ZM124 211H125V210H124ZM160 211H161V209H160ZM237 211H238V210H237ZM243 211H244V209H243ZM21 212H22V211H21ZM26 212H28V211H26ZM72 212H71V213H72ZM82 212H83V214H84V212H87V211L85 210V211H82ZM82 212H81V213H82ZM92 212H93V211H92ZM105 212H106V211H105ZM125 212H126V211H125ZM174 212H175V211H174ZM224 212H225V214H224V215H225V223H228V222L231 220L230 222H231L232 224H234V223H235V224H239L238 222H239L240 220H239L238 216H237V220H238V222H237V220L232 219V216H231V215H232V212H229V211H228V212L224 211ZM224 212H223V213H224ZM234 212H235V211H234ZM240 212H241V211H240ZM9 213H10V212H9ZM16 213L18 214L19 212H16ZM34 213H35V212H34L33 209H32L31 214H32V215H35ZM37 213H38V211H37ZM60 213H61V212H60ZM64 213H65V212H64ZM75 213H76V212H75ZM81 213H80V214H81ZM103 213H104V212H103V210H102V213H101V214H103ZM111 213H112V212H111ZM119 213H120V211H118V214H119ZM170 213H171V212H170ZM80 214H79V215H80ZM83 214H81V215H83ZM86 214H87V213H86ZM116 214H117V213H116ZM116 214H114V215L111 214V215L116 216ZM201 214H202V216H203V215H204V216H207V215L209 216V215L211 214V212H210V210H205L204 213H201ZM240 214H243V215H244V213H240ZM0 215H1V214H0ZM7 215H8V214H7ZM7 215H6V216H7ZM87 215H88V214H87ZM105 215H106V214H105ZM119 215H122V214H119ZM199 215H200V214H199ZM216 215H218V214L216 213ZM234 215H235V213H234ZM237 215H238V214H237ZM35 216H36V215H35ZM41 216H42V215H41ZM67 216H68V218H69V214H68ZM98 216H99V215H98ZM100 216H101V215H100ZM117 216H118V215H117ZM117 216H116V217H117ZM160 216H161V215H160ZM162 216H164V215H162ZM167 216H168V215H167ZM197 216H198V215H197ZM200 216H201V215H200ZM204 216H203V217H204ZM240 216H241V215H240ZM7 217H8V216H7ZM11 217H12V216H10V218H11ZM64 217H65V216H64ZM90 217H91V216H90ZM94 217H95V218H94ZM94 217H93V218L96 219V216H94ZM110 217H111V216H110ZM118 217H119V216H118ZM164 217H165V216H164ZM168 217H170V216H168ZM210 217H211V216H210ZM212 217H214V216H212ZM223 217H224V216H223ZM23 218H25V217H23ZM42 218H44V217L42 216ZM42 218L40 217V219H42ZM62 218H63V217H62ZM71 218H72V217H71ZM74 218H75V217H74ZM85 218H86V217H85ZM88 218H89V217H88ZM97 218H98V217H97ZM99 218H100V217H99ZM114 218H115V217H114ZM171 218H172V217H171ZM215 218H217V217H215ZM7 219H8V218H7ZM13 219H14V216L10 219V221H13ZM16 219H17V218H16ZM26 219H27V218H26ZM28 219H29V218H28ZM37 219H38V218H36V220H37ZM40 219H38V220L40 221ZM54 219L57 220L56 218H54ZM64 219H65V218H64ZM64 219H61V220H64ZM102 219H104V218H102ZM115 219H116V218H115ZM117 219H118V218H117ZM174 219H175V217H174ZM195 219H197V217H195ZM203 219H204V218H203ZM240 219H242V218H240ZM254 219H255V218H254ZM259 219H260V218H259ZM29 220H31V219H29ZM32 220H33V219H32ZM43 220H44V219H42L41 221H43ZM68 220H70V219H68ZM77 220H78V219H77ZM111 220H112V219H111ZM111 220H110V221H111ZM113 220H114V219H113ZM176 220H177V218H176ZM176 220H175V221H176ZM242 220H243V219H242ZM242 220H241V221H242ZM250 220H251V219H250ZM3 221H4V220H3ZM3 221H2V222H3ZM20 221H21V220H20ZM39 221H38V225H39ZM48 221H49V220H48ZM48 221H47V223H48ZM66 221H67V220H66ZM91 221H92V220H91ZM93 221H96V220H93ZM120 221L123 222V221H126V220H124V218H120ZM212 221H214V220H212ZM221 221H223V219H222ZM244 221H245V219H244ZM261 221H262V220H261ZM29 222H30V221H29ZM36 222H37V221H36ZM43 222H45V220H44ZM64 222H65V221H64ZM76 222H77V221H76ZM84 222H85V221H84ZM84 222H82V223L85 224ZM87 222H88V221H87ZM98 222H99V221H98ZM185 222H187V221H185ZM188 222H189V221H188ZM207 222H208V221H207ZM15 223L18 224L19 222H15ZM30 223H32V222H30ZM30 223L28 224L29 226L31 225ZM47 223H46V224H47ZM49 223H50V222H49ZM82 223H81V224H82ZM95 223H97V221H96ZM110 223H111V222H110ZM180 223H181V222H180ZM241 223H242V222H241ZM245 223H246V222H245ZM245 223H244V224H245ZM262 223H263V222H262ZM9 224H10V223H9ZM41 224L44 226L43 223H41ZM41 224H40V225H41ZM60 224H63V223H60ZM65 224H68V223H65ZM87 224H88V223H87ZM91 224H92V223H91ZM107 224H109V223H107ZM126 224H127V223H126ZM194 224H196V222H195ZM198 224L200 225V224H202V223H198ZM242 224H243V223H242ZM242 224H241V225H242ZM19 225H20V224H19ZM28 225H27V226H28ZM56 225H57V224H56ZM68 225H69V224H68ZM68 225H67V226H68ZM96 225L99 226L98 223L95 224L94 226H96ZM105 225H106V224H105ZM109 225H110V224H109ZM123 225H124V224H123ZM145 225H146V224H145ZM179 225H181V224H179ZM241 225H240V227H242ZM8 226H10V225H8ZM8 226H7V228L9 229ZM12 226H13V225H12ZM20 226L22 227L23 224L20 225ZM20 226H19V227H20ZM29 226H28V227H29ZM63 226H64V224H63ZM80 226H81V225H80ZM89 226H90V227L92 226V228H91V229H92L91 233H93V231H96L97 228L95 229V227H94V229H95V230H94V229H93V224H92V225H89ZM89 226H88V227H89ZM97 226H96V227H97ZM107 226H108V225H107ZM115 226H116V225H115ZM188 226H189V225H188ZM244 226H245V225H244ZM250 226H251V225H250ZM250 226H249V227H248V226H247V227L245 226V227H246V228H249V230H250ZM3 227L6 228V226H3ZM3 227H2V228H3ZM10 227H11V226H10ZM13 227H14V226H13ZM24 227H25V224H24ZM46 227H47V226H46ZM51 227H53V225H52ZM64 227H65V226H64ZM68 227H70V225H69ZM104 227H105V226H104ZM122 227H123V226H122ZM128 227H129V226H128ZM152 227H153V226H152ZM154 227H155V226H154ZM179 227H180V226H179ZM182 227H183V226H182ZM185 227H186V225H185ZM202 227L204 228V226H202ZM225 227H226V226H225ZM235 227H236V225H235ZM245 227H243V228H245ZM253 227H254V226H252V228H253ZM41 228H43V227H41ZM44 228H45V227H44ZM44 228H43V229H44ZM53 228H55V225H54ZM61 228H62V227H61ZM72 228H73V227H72ZM75 228H76V227H75ZM105 228H106V227H105ZM119 228H120V227H119ZM183 228H184V227H183ZM183 228H182V229H183ZM215 228H216V226H215ZM215 228H214V229H215ZM246 228L243 229V230H240V229H239V230H240L241 232L244 231V230L246 231V230H247ZM0 229H1V228H0ZM8 229H7V230H8ZM18 229H19V228H18ZM22 229H23V228H22ZM37 229H38V228H37ZM63 229H64V228H63ZM66 229H67V228H66ZM66 229H64V230H66ZM91 229H90V230H91ZM110 229H111V228H110ZM50 230H51V229H50V226H49V228H48V233H49ZM54 230H56V229H54ZM57 230L61 231L60 229H57ZM68 230H69V229H68ZM72 230H73V229H72ZM74 230H75V229H74ZM76 230H77V229H76ZM78 230H79V229H78ZM81 230H82V229H81ZM81 230H80V232H81ZM86 230H87V228H86ZM88 230H89V229H88ZM88 230H87V231H88ZM113 230H114V229H113ZM124 230H125V228H124ZM184 230H186V229H183V231H184ZM197 230H198V229H197ZM199 230L201 231V227H200ZM252 230H253V229H252ZM18 231H19V230H18ZM18 231H16V232H18ZM27 231H28V229H27ZM27 231L25 230V232H27ZM33 231H34V230H33ZM59 231H58V232H59ZM87 231H86V233H87ZM102 231H103V230H101V232H102ZM106 231H107V230H106ZM117 231H118V230H117ZM151 231H152V230H151ZM187 231H188V230H187ZM206 231H207V230H206ZM253 231H254V230H253ZM256 231H257V230H256ZM1 232H3V231L1 230ZM4 232H5V231H4ZM23 232H24V231H23ZM28 232H29V231H28ZM34 232H35V231H34ZM39 232H40V231H39ZM69 232H71V231L69 230ZM75 232H76V231H75ZM75 232H73L74 235L76 234ZM77 232H79V231H77ZM88 232H89V231H88ZM201 232H202V231H201ZM201 232H200V233H201ZM207 232L209 233V231H207ZM251 232H252V231H251ZM251 232H250V233H251ZM45 233L47 234V232H45ZM55 233H56V232H55ZM59 233H60V232H59ZM59 233H58V234H59ZM61 233H63V231H61ZM84 233H85V232H84ZM91 233H90V234H91ZM102 233H103V232H102ZM104 233H105V232H104ZM118 233H119V232H118ZM130 233H131V232H130ZM159 233H161V232H159ZM187 233L189 234V232H187ZM187 233H186V235H188ZM213 233H214V232H213ZM242 233H243V232H242ZM244 233H245L246 235L249 234V233H246V232H244ZM263 233H264V232H263ZM6 234L8 235V233H6ZM6 234H5V235H6ZM40 234H41V233H40ZM40 234H39V235H40ZM58 234H57V235H58ZM77 234H78V233H77ZM95 234H96V233H95ZM95 234H93V235L91 234V236H94ZM100 234H101V233H100ZM100 234H99L98 236H100V237L102 238V236H104L106 233H105L104 235H100ZM114 234L116 235V233H114ZM131 234H132V233H131ZM201 234H203V233H201ZM47 235H48V234H47ZM59 235H60V234H59ZM59 235H58V236H59ZM71 235H72V234H71ZM87 235H88V233H87ZM107 235H109V234H106L105 236L107 237ZM178 235H179V234H178ZM189 235H190V234H189ZM198 235H199V234H198ZM213 235H214V234H213ZM233 235L235 236V234H233ZM3 236H4V235H3ZM27 236H29V235H26V236H24V237H27ZM81 236H83V235H81ZM81 236H80V237H81ZM84 236H85V235H84ZM89 236H90V235H89ZM91 236H90V238H91ZM95 236H96V235H95ZM109 236H111V235H109ZM113 236H114V235H113ZM126 236H127V235H126ZM130 236H131V235H130ZM146 236H147V235H146ZM183 236H184V235H183ZM202 236H203V235H202ZM204 236H205V235H204ZM216 236H218V234H216ZM16 237H17V236H16ZM20 237H21V236H20ZM20 237H19V238H20ZM34 237H35V235L33 236V238H34ZM43 237H44V236H43ZM106 237H104V238H106ZM185 237H187V236H184L183 238H185ZM191 237H192V236H191ZM236 237H237V235H236ZM250 237H251V235H250ZM250 237L248 236V237H246V238L248 239V238H250ZM1 238H2V237H1ZM40 238H41V236H40ZM53 238H55V235H54ZM56 238H57V237H56ZM74 238H75V237H74ZM74 238H73V239H74ZM90 238H89V240H91ZM92 238H93V239L95 238V241H96L97 243H100V242H98L99 240H104V241H105V239H101V238H98V237H97V238H98L97 240H96V237H92ZM129 238H130V237H129ZM133 238H134V237H133ZM194 238H195V237H194ZM198 238H199V236H198ZM207 238H208V237H207ZM233 238H234V237H233ZM238 238H239V237H238ZM251 238H252V237H251ZM251 238H250V239H251ZM9 239H10V238H9ZM9 239H8V240H9ZM16 239H17V238H16ZM24 239H25V238H23V240H24ZM36 239L38 240L39 238L35 237L34 240L36 241ZM41 239H42V238H41ZM60 239H61V236H60ZM60 239H59V240H60ZM73 239H72V240H73ZM107 239L109 240V237L106 238V240H107ZM110 239H111V241H113V239L116 240V241L113 242L114 244H115V242L117 243V241H118L117 238H116V236H114L113 239H112V237H110ZM3 240H4V239H3ZM31 240H32V239H31ZM31 240H30V241H31ZM34 240H33V241H34ZM49 240H50V239H49ZM59 240L57 241V239H56V242H55V243L58 242L57 244H59V242H60ZM62 240H63V239H62ZM70 240H71V239H70ZM77 240H78V239H77ZM77 240H76V241H77ZM81 240H82V242H83V239H80L79 241H81ZM86 240H87V239H86ZM86 240H84V242H85ZM165 240H167V239L165 238ZM194 240H195V239H194ZM194 240H193V241H194ZM196 240H198V239H196ZM237 240H238V239H237ZM252 240H254V239H251V241H248V242H252L250 246L253 247V244H254V243L256 244V241L254 240L255 242H253ZM13 241H14V240H13ZM74 241H75V240H73V242H74ZM163 241H164V239H163ZM169 241H170V240H169ZM186 241H187V240H186ZM186 241H183V242L187 243ZM199 241H200V240H199ZM19 242H20V241H19ZM21 242L23 243L22 240H21ZM24 242H25V241H24ZM45 242H46V241H45ZM49 242H52V240L49 241ZM65 242H68V241H65ZM84 242H83V243H84ZM96 242H95V244H96ZM105 242H106V241H105ZM105 242H101V243H105ZM107 242L109 243L110 240L107 241ZM165 242H166V241H165ZM222 242H223V241H222ZM243 242H245V241H243ZM15 243H16V242H15ZM31 243H32V242H31ZM38 243H39V242H38ZM55 243H54V245H55ZM63 243H64V242H60V245H59V246L61 247V245H62ZM85 243H86V242H85ZM87 243H88V241H87ZM91 243H93V241H91ZM118 243H119V241H118ZM131 243H132V242H131ZM134 243L137 244L136 247H139V245H140V244L138 245L139 242H138V243H137V242H134ZM145 243H146V242H145ZM168 243H169V242H168ZM189 243H190V242H189ZM195 243H196V242H195ZM198 243H200V242H198ZM224 243H228V241L225 240ZM45 244H46V243H44V245H45ZM65 244H67V243H65ZM68 244H69V245H68ZM68 244H67L68 246H71V247H72V244H71V245H70V243H68ZM73 244H74V243H73ZM88 244H90V241H89ZM105 244H106V243H105ZM105 244H104V245H101V246H103V247L105 246V247L107 248L108 245L106 246ZM146 244H147V243H146ZM165 244H167V243H165ZM201 244H203V243L201 242ZM232 244H233V243H232ZM244 244H245V243H244ZM244 244H243V246H244ZM4 245H6V244H4L3 241L1 240V242H0V252H1V251L3 250V248L5 247ZM17 245H19V243H18ZM17 245H16V246H17ZM20 245H21V244H20ZM22 245H23V244H22ZM34 245H35V244H34ZM38 245H39V244H38ZM52 245H53V244H52ZM86 245H87V244H86ZM86 245H85V246H86ZM93 245H94V244H93ZM96 245H97V244H96ZM125 245H127V247H128L129 249H133V248H134L133 243H132V244H125ZM141 245H142V243H141ZM141 245H140V246H141ZM147 245H148V244H147ZM149 245H151V244L149 243ZM190 245H192V244H190ZM193 245H194V242H193ZM193 245H192V246H193ZM195 245H196V244H195ZM221 245H222V244H221ZM30 246H32V244H31ZM47 246H51L50 243H49V245H48V243H47ZM56 246H57V245H56ZM73 246H74V245H73ZM81 246H82V245H81ZM81 246H80V247H81ZM91 246H92V245H91ZM91 246H89V247H91ZM109 246H110V245H109ZM120 246H123V245L121 244ZM120 246H119V247H120ZM144 246H145V245H144ZM144 246H143V247H144ZM162 246H163V245H162ZM197 246H200V245H197ZM205 246H206V245H205ZM216 246H217V245H215L214 248H215ZM225 246H226V245H225ZM243 246H242V247H243ZM248 246H249V245H248ZM248 246H247V247H248ZM18 247H19V246H18ZM40 247H42V246L40 245ZM65 247H66L67 250H69V249L67 248V246L62 245V248L65 249ZM71 247H69V248H70V250H72V252L76 251L75 249H74V251H73V248H74V247H73V248H71ZM80 247H79V248H80ZM87 247H88V246H86V248H87ZM94 247H96V246H94ZM103 247H101V248H102V249H101L102 252H103ZM136 247L134 248L135 250H136ZM150 247H151V246H150ZM153 247H154V246H153ZM166 247H167V246H166ZM194 247H196V246H194ZM222 247H223V246H222ZM229 247H230V246H229ZM231 247H232V245H231ZM245 247H246V245H245ZM22 248H24V247H22ZM29 248L32 249V247H29ZM45 248H46V245H45ZM54 248H55V247H54ZM81 248H82V247H81ZM91 248H92V247H91ZM97 248H98V245H97ZM123 248H126V247H123ZM139 248H140V247H139ZM154 248H155V247H154ZM162 248H163V247H162ZM178 248H179V247H178ZM204 248H205V247L203 246V249H204ZM223 248H224V247H223ZM233 248H234V247H233ZM248 248H249V247H248ZM25 249H28V248L26 247ZM95 249H96V248H95ZM99 249H100V247H99ZM107 249H109L110 252H113V253L116 252V251H114V250H115V247H114V246H113V247L111 246V247H109V248H107ZM145 249H146V248H144V250H145ZM210 249H211V248L209 247V250H210ZM225 249H226V248H225ZM225 249H224V250H225ZM227 249H228V248H227ZM242 249H243V248H242ZM242 249H241V250H242ZM245 249H246V248H245ZM253 249H255V248L253 247V248H252V251H253ZM135 250H134V251H135ZM140 250H142V247H141ZM149 250H150V249H149ZM152 250H153V249H152ZM179 250H180V249H179ZM198 250H199V249H198ZM246 250H249V249H246ZM5 251H6V250H4L3 252H5ZM15 251H16V249H15ZM17 251H18V249H17ZM17 251H16V252H17ZM51 251H52V250H51ZM56 251H57V250H56ZM65 251H66V250H65ZM82 251H83V250H82ZM121 251H122V250H121ZM124 251H125V250H124ZM132 251H133V250H132ZM134 251H133V252H134ZM137 251L139 252L138 249H137ZM162 251H163V250H162ZM225 251H226V250H225ZM231 251H232V250H231ZM12 252H13V251H12ZM12 252H10V253H12ZM28 252H30V251L28 250ZM59 252H60V250H59ZM66 252H67V251H66ZM68 252H69V251H68ZM72 252H71V254H72ZM92 252H93V251H92ZM142 252H143V251H142ZM153 252H154V251H153ZM179 252H180V251H179ZM182 252H183V250H182ZM201 252H202V251H201ZM205 252H206V250H205ZM232 252H234V251H232ZM242 252H244V250H243ZM261 252H262V251H261ZM1 253H2V252H1ZM14 253H15V252H14ZM17 253H18V252H17ZM52 253H53V252H52ZM63 253H64V252H63ZM74 253H75V252H74ZM74 253H73V254H74ZM105 253L107 254L106 251H105ZM105 253H103V254H105ZM108 253H109V252H108ZM116 253H117V252H116ZM127 253H128V252H127ZM140 253H141V251H140ZM143 253H144V252H143ZM145 253H146V250H145ZM163 253H164V252H163ZM163 253H162V254H163ZM171 253H172V252H171ZM224 253H225V252H224ZM230 253H231V252H230ZM238 253H239V252H238ZM2 254H3V253H2ZM8 254H9V253H8ZM20 254H21V253H20ZM30 254H31V253H30ZM41 254H42V253H40V255H41ZM53 254H54V253H53ZM53 254H51V256H53ZM68 254H69V253H68ZM71 254H70V255H71ZM80 254H81V253H80ZM80 254H79V255H80ZM88 254H89V253H88ZM96 254H97V253H96ZM99 254H101V253L99 252L98 255H99ZM106 254H105V255H106ZM120 254H121V253H120ZM133 254H134V253H133ZM213 254H214V253H213ZM231 254H233V253H231ZM240 254H241V252H240ZM242 254H244V253H242ZM253 254H255V253L253 252ZM3 255H4V254H3ZM57 255H58V254H57ZM74 255H76V256H77V259H78V255H77V254H74ZM74 255H73V256H74ZM81 255H83V253H82ZM101 255H102V254H101ZM129 255L132 256L131 253H129ZM135 255H136V254H135ZM163 255H164V254H163ZM200 255H201V254H200ZM222 255H224V254H222ZM10 256H11V254H10ZM10 256H9V257H10ZM18 256H20V255H18ZM35 256H36V254L34 255V257H35ZM48 256H49V255H48ZM51 256H50V257H51ZM73 256H72V257H73ZM76 256H75V258H76ZM83 256H84V255H83ZM83 256H81V257H83ZM93 256H94V255H93ZM93 256H92V258H94ZM108 256H109V255H108ZM117 256H118L119 259H120V256L118 255V253H117ZM123 256L125 257V254H124V255L122 254V257H123ZM126 256H127V254H126ZM139 256H141V255H139ZM157 256H158V255H157ZM161 256H162V255H161ZM39 257H40V256H39ZM54 257L56 258V256H54ZM72 257H71V258H72ZM85 257H86V256H84V258H85ZM88 257H89V255H88ZM90 257H91V256H90ZM98 257H100V256H98ZM101 257H102V256H101ZM109 257H110V256H109ZM111 257H112V256H111ZM111 257H110V258H111ZM124 257H123V258H124ZM133 257H134V255H133ZM142 257H143V255H142ZM142 257H141V258H142ZM179 257H180V256H179ZM196 257H198V255H196ZM203 257H204V256H203ZM214 257H215V255H214ZM232 257H233V256H232ZM237 257H239V256H237ZM4 258H5V257H4ZM12 258H13V257H12ZM16 258H17V257H16ZM21 258H22V256H21ZM21 258H20V259H21ZM40 258L43 259L42 257H40ZM55 258H54V259H55ZM62 258H63V257H62ZM79 258H80V256H79ZM92 258H91V259H92ZM95 258H96V256H95ZM95 258H94V259H95ZM127 258H128V256H127ZM138 258H139V257H138ZM141 258H139V259H141ZM148 258H149V257H148ZM154 258H156V256H155ZM157 258H159V256H158ZM161 258H162V257H161ZM163 258H164V257H163ZM165 258H168V257H165ZM172 258H173V257H172ZM212 258H213V257H212ZM255 258H256V257H254V259H255ZM10 259H11V258H10ZM28 259H29V257H28ZM38 259H39V258H38ZM52 259H53V257H52ZM63 259H67V258H63ZM86 259L88 260V258H87V257L85 258V260H84L85 262H87ZM89 259H90V258H89ZM91 259H90V260H91ZM94 259H92V260H94ZM102 259L105 260V258H102ZM112 259H113V257L111 258V260H112ZM117 259H118V258H117ZM135 259H136V257H135ZM199 259H200V257H199ZM231 259H232V258H231ZM231 259H230V261H231ZM233 259H234V258H233ZM239 259H240V258H239ZM259 259H260V258H258V261H259ZM0 260H1V259H0ZM21 260H22V259H21ZM43 260H44V259H43ZM45 260H46V259H45ZM45 260H44V262H45ZM80 260H81V259H80ZM82 260H83V259H82ZM82 260H81V261H82ZM90 260L88 261V263H89V262L91 263ZM106 260H108V259H106ZM106 260H105V261H106ZM109 260H110V259H109ZM109 260H108V261H109ZM114 260H115V259H114ZM137 260H138V259H137ZM141 260H142V259H141ZM156 260H157V259H156ZM207 260H208V259H207ZM212 260H213V259H212ZM226 260H228V259H226ZM237 260H238V258H237ZM255 260H256V259H255ZM56 261H57V260H56ZM56 261L54 260V262H56ZM99 261H100V260H99ZM105 261H102V262L104 263ZM112 261H113V260H112ZM115 261H116V260H115ZM131 261H132V260H131ZM161 261L164 262V260H162V259H161ZM167 261H168V260H167ZM169 261H170V259H169ZM209 261H210V260H209ZM222 261H223V260H222ZM228 261H229V260H228ZM233 261H234V260H233ZM233 261H232V262H233ZM235 261H236V259H235ZM1 262H2V261H1ZM8 262H9V261H8ZM10 262H11V261H10ZM26 262H27V261H26ZM34 262H35V261H34ZM49 262H52V261H49ZM54 262H52V264H53ZM61 262H62V261H59V262H57V264H58V263L61 264ZM96 262H97V260H96ZM100 262H101V261H100ZM106 262H107V261H106ZM113 262H114V261H113ZM116 262H118V261H116ZM151 262H152V261H151ZM171 262H172V261H171ZM171 262H170V263H171ZM199 262H200V260H199ZM253 262H255V261H253ZM253 262H252V263H253ZM4 263H5V262H3V264H4ZM62 263H63V262H62ZM68 263H69V262H68ZM68 263H66V264H68ZM93 263H95V262L93 261ZM97 263H98V262H97ZM138 263H142V262H139V261H138ZM144 263H145V261H144ZM144 263H143V264H144ZM148 263H150V261H149ZM155 263H157V261H155ZM173 263H174V262H173ZM173 263H172V264H173ZM180 263H181V262H180ZM180 263H176V264H180ZM190 263H191V261H190ZM221 263H223V262H221ZM225 263L228 264L227 262H225ZM229 263H230V262H229ZM237 263H238V261H237ZM252 263H251V264H252ZM1 264H2V263H1ZM31 264H33V263H31ZM40 264H41V263H40ZM82 264H83V263H82ZM106 264H107V263H106ZM109 264H111V263H109ZM121 264H122V263H121ZM123 264H124V263H123ZM126 264H127V263H126ZM130 264H131V263H130ZM134 264H135V262H134ZM145 264H146V263H145ZM150 264H151V263H150ZM157 264H159V263H157ZM219 264H220V262H219Z\"/></svg>",
	"mask_w": 264,
	"mask_h": 264
}]
</instances>
